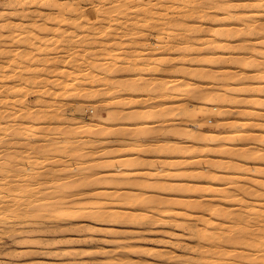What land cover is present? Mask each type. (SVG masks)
<instances>
[{
    "label": "rangeland",
    "instance_id": "374dc122",
    "mask_svg": "<svg viewBox=\"0 0 264 264\" xmlns=\"http://www.w3.org/2000/svg\"><path fill=\"white\" fill-rule=\"evenodd\" d=\"M233 29H235L236 31L248 30L249 33L248 32L245 33L248 34L251 33V35H244L245 34L244 32L243 34L242 32H235L236 34L233 33L231 35L227 33L228 30H233ZM32 40L33 43H31ZM245 46L246 47L248 46L249 49H247ZM255 46L257 50H254ZM246 50H248L250 53L247 52ZM258 52H260L261 54L259 53L260 54L259 55ZM254 53H257V55ZM0 54H1L0 57H2L0 58V60H2L0 62L1 63L0 73L4 70V72L2 73L3 76L0 74V77H3L2 80L0 79V83H1L0 112L3 111V113H0L2 115V117L0 115L1 117L0 142L3 141L0 144V154H2L0 155L2 156L0 157L2 158L0 159L1 162L0 164L3 166V164L5 163L6 165L4 164L5 166H3V169L7 168L6 171L4 169L2 173L5 174V176L8 175L6 176V178L10 182L6 180L7 186H10V184L13 185L16 182L20 183L19 186L16 183L17 189L10 192L16 193L17 190L18 196H21V194L23 193L22 196L19 197V199L21 198L22 202L26 201L24 200L25 196H26L25 199H27V197H29L28 199L30 198L32 199V197L34 198L36 194L35 192H37V194L39 193L38 195H40L42 192V194H44V195L41 194L42 196L41 195L37 196L36 194L35 198L38 199L40 202L36 201L35 203L38 202L39 203L38 206H41L40 204L41 202H43L42 203L43 205L45 202H47L46 200L50 201V199H51L50 202L52 203L51 204L48 201L49 203L47 202V204H44L46 205V207L48 205L47 207L48 209L44 207L46 210H48L46 212L43 211L45 210L43 208H42L43 210H40L41 208L37 207V204H36L37 208L35 207V204H33L34 208L41 211V212L35 211L36 210L35 209L33 210L34 211L33 213L37 212L35 215H31L32 213L29 214L31 216H35L34 218L33 217L32 218L35 219L36 221L29 219V215H27L28 216L27 217L26 215L22 214L23 216L18 215L19 217L16 216L17 218H15V216L12 215V213L4 214V216L0 215L1 216L0 232H2L0 233V264H264V210H263L264 200H260L257 198L254 199L249 194L248 196L246 195L247 197H249L247 198L244 195L245 193H243L244 190L241 191L240 189V187L245 184L247 185H245L244 187L252 189L253 187H255L256 181L260 180V178L261 180H263L260 181L264 182V176L258 175L259 172H261V174L264 173V170H262V168L264 169V165H263L264 160L263 161L261 160V158L264 157L263 154L264 129L262 132H260L261 129L258 126H256L259 123L264 125V122H262L264 121L263 119L264 118V112H263L264 111V85H263L264 75H262L264 74L263 73L264 71V65H263L264 63L263 61L264 60L263 59L264 0H213V1L211 0H0ZM16 54L18 56L20 55V57H18ZM43 54L46 55L44 56ZM47 55L52 57V59ZM247 55L249 56V58H247L248 57ZM35 57L36 58L39 57V58H37L36 60ZM43 57L44 59L45 57H47V59L44 60ZM21 58L23 60H26L27 58V60L22 61ZM53 58L55 59L54 62L56 63V65L55 63H50L53 62ZM240 58L246 59L247 61L250 62L248 63V65L246 64V66L244 67L240 65L238 66L237 62H235L234 59L238 61L237 59ZM42 60H44L45 62ZM21 61L24 63L28 61V63L24 64ZM39 61L42 63H40ZM18 62L20 64H18ZM48 62L50 66L48 65ZM233 62L237 66L234 65ZM44 63L45 65L47 63V65L45 66ZM17 64L20 66H16ZM37 66L40 67V69ZM17 67H20L21 69L23 68L22 71L24 72H22ZM30 68L31 70L34 69L36 71L34 70L31 71ZM41 68L43 70H41ZM49 69H50V73L51 70H54V72L52 71L51 73L53 75L48 73ZM10 70L12 71V73L9 72ZM57 70L62 71L63 72L62 74L65 76L63 75L60 76L61 72L59 73ZM226 70L228 71V73H226ZM113 71L115 73L110 74V72L113 73ZM180 71L182 74L179 73ZM189 71L191 74L186 73ZM238 71H241V74H239L240 72ZM194 72H196L195 75L197 74L196 77H198V79L197 78L194 79L195 75L191 77L194 74ZM205 72H209L208 75H206ZM234 72H236V74ZM243 72L247 73L249 76L247 74L244 75ZM9 73L10 75L12 74L14 76L17 73L18 74L15 77H13L12 75L10 76ZM108 73L110 76L108 75ZM203 73H205V75H203ZM218 73L222 74L223 77ZM200 74L203 79L204 78L206 79L203 80L200 77ZM226 74H228V77ZM42 75L44 77H42ZM261 75L263 76L262 77L263 79H261L260 77ZM17 76L19 77L18 79L16 78ZM21 76L23 79H20ZM36 76L37 77L40 76V77L37 78ZM55 76H57L56 78H59L61 80L57 79V81L53 82L52 81L53 79L56 80V78H54ZM207 76H209V78ZM251 76L254 78H252ZM34 77L37 79H35ZM224 77L227 79L225 80ZM50 78L52 80H49ZM107 78L110 79L108 80ZM210 78L211 79L214 78V80L212 81ZM231 78H232V82H231ZM237 78L238 79L241 78V80H239L240 82L238 83H237L238 80ZM100 80L103 82H101ZM110 81H112V83ZM115 81L116 82L118 81L120 84H117L118 85L117 86ZM135 81H137V83ZM195 81L196 83H194ZM107 82L108 83L110 82L109 85ZM113 82H115V86ZM121 82L123 83L121 84ZM43 83H45V85ZM182 83H183L182 86L183 90L179 91L180 84L182 85ZM2 84L4 85L6 84V86H4L6 88L4 89V91H3L4 87ZM20 84L23 86H21ZM105 84L107 85V87L105 86ZM229 84L232 85L233 87L230 86ZM243 84H245V86H243ZM14 85L20 87V89ZM110 85L114 87H110ZM121 85L123 86V88ZM139 85L140 87L142 86V88L136 90L138 89ZM153 85L154 86L156 85L154 87V89L156 88V91L157 90L160 91L161 89L163 90L161 91L163 93L155 92V90L152 88L156 95L160 94L159 97L153 93L151 89V86L153 87ZM158 85L163 86V88L159 87ZM220 85L224 87H221ZM227 85L229 86L227 87ZM44 86H46V89ZM134 86L136 88H134ZM12 87L15 88L13 89ZM130 87L134 90L132 91ZM225 87H227L228 88L227 90L229 91H227ZM238 87L240 90L238 89ZM49 89L52 93L48 92ZM243 89L246 90L244 91ZM134 91L135 94H133ZM194 91H196L197 95L200 94V92L202 91L201 93L203 94L201 95L203 96L200 97V99H198V96L200 95L196 97ZM243 91L244 93H242ZM225 92L226 93L229 92V94L227 93L228 94L227 95ZM108 93L111 94V96ZM224 93L226 96H228L227 98L230 99L232 97L231 103L236 98L237 100L240 101V103L238 101V103L235 102L234 104L235 106L232 105L233 103L230 105L229 103L230 100L226 99L225 98L226 96L224 97ZM101 95L103 97H101ZM189 95L191 96L190 98ZM233 95L234 97H236L235 99ZM38 96L42 98H39ZM46 96L48 99L46 98ZM17 97L20 98V102ZM43 97L44 99H46V101L43 100ZM241 97L244 100L243 103L241 102L242 100ZM4 98L7 100H4ZM16 98H17V102H16ZM118 99H123V101L121 100L122 102H120V100ZM253 100H256L257 102L255 103V101ZM43 101H45L46 104ZM258 101H262V102L259 103ZM11 104H13V106ZM103 105L107 107L110 113L107 112V109ZM15 106L19 108H16ZM23 107L26 109H24ZM228 107L230 108V110L227 111V109H229ZM248 108L250 110V113L249 115L246 116L244 115L246 113L244 111ZM6 110L8 111L6 112ZM110 110H112L113 112H111ZM19 111H21V113ZM25 111H27L28 115L29 112L31 114L29 116L27 114L25 115ZM43 111H45V114ZM208 111H213V113L215 112L214 115L217 114L216 117L212 115L213 113H208ZM222 111H225L224 112L225 116H223L222 114L218 116L219 113H223ZM18 112H19V116H25V117H18ZM206 112L209 114V116L207 115L208 117L206 116ZM257 112L262 114L261 116H259L260 118H258ZM37 113H40V115L38 116H40L41 119L38 118ZM113 113L114 114L117 113L114 116V118H113L114 115ZM32 114L36 118V121L37 118L38 121L39 119L41 121L35 122V120H33L34 117L32 116ZM43 114L45 116H48V118L47 117L45 118L44 116L45 119H43L42 117ZM54 114L56 116V117L54 116V118H56L58 122L53 117L51 118V116ZM118 114H120L119 116H122L124 114V116L122 117H124L125 119L126 116L125 120L127 122L124 121L123 119L121 120L123 121L122 123L119 120L121 118H119ZM138 114L140 117L136 116ZM57 115L62 117L59 118L64 119V120H60L61 124ZM106 115L110 117L107 116L108 118L106 120L100 121V118ZM221 115L224 118L223 117L221 118L220 117ZM8 116H10V118ZM26 116L29 117L30 120L31 119L32 120L30 121L29 118L28 119L26 118ZM133 116H134L133 119L134 122L131 121ZM135 117L137 119H135ZM226 117L228 118L226 119ZM2 118L3 120L7 118L9 119H7L8 121L7 120L3 121ZM210 118L211 120L209 121L208 119ZM25 119L27 120L25 121ZM113 119L116 120V122H113L114 121ZM244 119L248 121L243 126V129H240L238 127L239 123L242 122ZM20 120L23 122H21ZM50 120L52 121L51 122L52 124L50 123ZM55 120L57 123L54 122ZM214 120H216V122ZM227 120L231 122L230 127L228 126L230 122L227 123L228 122ZM217 121L218 122L220 121L221 123H217ZM4 122L6 123L9 122V123L5 124ZM80 122H82V124ZM88 122H90V125H87L89 124ZM213 122L219 125L220 124L222 125V123L226 124L223 125V128L224 127L225 128L223 129L222 127H216L217 125L214 126L215 124H213ZM24 123L25 124L27 123L26 124L27 127H25ZM255 123L257 124L254 125ZM4 124L6 126L7 125L9 126V127L4 126V129L6 131H4V129L1 127ZM12 124H14L17 127L19 126L18 129ZM21 124H23V126ZM53 124L56 126L54 127L57 133L59 130L58 135L55 133L56 131L55 132L53 131L54 129ZM84 124H85V128L83 127ZM142 124L146 127H144ZM37 125L45 129L42 128L43 129L42 132H38L39 127ZM127 125L128 127H126ZM130 125L132 127H130ZM33 126H36L35 131H33L34 128ZM75 126L78 129V131L80 130L83 131V129H87L83 131L84 134L86 132H88V134L92 132L93 134L91 133L90 135H87L86 133L84 135L83 132L81 133L80 131L79 135L81 134L80 135L81 137L78 135L79 137L77 136L74 138L73 137V135L75 136L74 133L78 132L76 128H74ZM96 126L98 129L96 128ZM161 126L163 127L161 128ZM10 127L11 129L15 127L16 130L15 128L12 130H15L16 133H19V135H22L24 138L22 136L18 137L16 133H15L16 135H13L14 131L10 133L11 131ZM28 127H30V129ZM47 127L52 128L51 130L54 133L52 131L51 133H49ZM71 127L74 128V130L76 131L74 132V130ZM110 127L113 128L116 127L115 131L116 130L120 132L122 131L125 134L127 132L126 130L125 131L122 130L124 128L125 129L128 128L127 130L130 129L131 131L132 129H134L135 131H137L138 129L139 132L142 131L140 129H147V130L145 132L142 131L140 133H138V131L137 132L133 131L134 134L138 133L139 135L138 134L133 135L132 132L129 131L131 134L128 135L127 133V135L130 137L128 139H125L127 138V136L121 137L124 135L123 133H122L123 135L121 136L120 135L118 136L117 134H116L117 136L116 135L112 136V133L109 132H111L113 129L111 130ZM151 127L153 131H151L152 130L150 129ZM171 127H177V128L173 129ZM6 128L8 129V133ZM120 128L121 130H119ZM180 128L183 130V134ZM71 129L73 130L71 132L74 133H70L72 135L69 136L68 134L67 136L66 131ZM88 129L90 132L88 131ZM169 129L171 130L173 129V131L175 130L174 133L181 134L182 137H179L181 135H178V137H176L177 134L172 135L174 134L173 131L172 134L170 135L171 132ZM23 130H27L26 132H28L29 130V132L28 133H25V131L22 132ZM39 130L41 131V128ZM107 130H109V132H107ZM165 130L167 131L169 130L168 132L170 133H168ZM31 131H33L34 133ZM43 131L47 134L43 133ZM96 131H100V133L102 134L99 135V133L98 132L96 133ZM101 131H103L105 134ZM115 131H113L114 132L113 134H115ZM4 132L7 135L4 134ZM62 132L66 134L67 138L66 136L63 137L65 134L61 135ZM94 132L96 134H94ZM120 132L118 133L121 134ZM28 134L31 135L30 139L32 141L26 138L29 137ZM103 134L108 138H106ZM248 134L249 136L250 134L256 136L259 135L257 137L259 138V140L255 139L256 142L254 140H250V142L252 141V143L248 142L247 140ZM11 135L13 136V138ZM196 135L197 136L199 135V138L203 135L204 137H206V140L203 141L202 138L204 137H202L200 139H202L203 142L202 141L199 142L198 140L197 142L195 141L196 139H194L195 137H197ZM245 135L247 136L246 139L243 137ZM16 138L18 139L20 138V139L18 140ZM7 139L10 141V142L8 141L9 144H7L6 142ZM11 139L14 140V142H12ZM68 139L73 140L74 142L73 141L71 142L69 140L70 143H72L70 144L68 142ZM78 139L81 141H79ZM75 140H77L79 143L77 141L75 142ZM19 141L23 142L27 147L26 148L23 147V143L21 144V142ZM59 141L61 143H58ZM121 141H124V144H122L123 142ZM11 142L12 145L13 143L17 145L18 143H20L19 147H17L15 144L14 145L16 147H14V145L12 147ZM62 143L65 144L64 148H63L64 144L62 146H58L61 145ZM67 143H69V145ZM85 143L88 144V147ZM66 144L68 145L67 147ZM75 144H77L78 147H80L82 144L83 145L82 149L81 148L75 149L77 148ZM89 144H92L90 146L94 148H91ZM1 145L3 146L1 147ZM7 145L9 148L5 147ZM125 145L126 146L129 145L130 149L133 147L132 149L134 150V152L132 149L131 152L130 149H128V146L125 147ZM46 146L48 147L50 146V148ZM136 146L139 149L136 148ZM35 147L36 150H38L37 153L33 152ZM59 147L60 149H58ZM178 147H181L179 149L183 151H180ZM199 147L206 148V151L204 150L202 151V153L200 151L196 152V150L197 151L200 149L203 150L202 148ZM47 148L53 151V153L52 151H49L52 153L51 155L47 154L48 151L45 152ZM52 148H55V150H53ZM124 148L128 152L125 153ZM9 149L12 150V152L14 151V153L12 154V152H10ZM122 149L124 151H122ZM244 149L246 150L244 151ZM248 149L250 151L246 152L248 151ZM29 150L31 151L32 154L30 153ZM43 150L45 154H43ZM78 150L80 151L78 152ZM87 150H90L89 152L91 153L90 154L87 153L88 152ZM144 150H147V153ZM241 150L246 152L245 153L246 155ZM17 151L21 153L23 151L24 156L22 155L23 153L22 154L20 153L21 157L17 156V154H19ZM136 151L140 155L136 154L135 153ZM7 152L10 153L11 155H9ZM237 152L239 153V155ZM33 153H35V155ZM85 153L89 154L90 156L91 154L94 156L93 158L92 156L89 158V156L87 155L86 158ZM94 153L96 154V156ZM114 153H120V154H114ZM144 153L146 154L144 155ZM250 153L252 154V156ZM6 154H8L9 156ZM77 154H81V155L78 156ZM107 154L110 156L107 157ZM247 154H249L250 157H248L249 155ZM256 154H259L258 158H257L258 155ZM26 155L28 158L25 157ZM30 155L39 160L36 161L34 158L33 159L35 161L33 159H29ZM69 155L71 156L69 157ZM76 155L80 158L77 159L78 157H76L77 161L74 157ZM98 155L100 157H98ZM134 155L136 158H134ZM80 156L81 157L84 156L85 158L81 159ZM5 157L6 158L8 157L7 161ZM19 157L20 159L23 158L22 160L19 159V161H24L25 159H27V162L26 160L24 162L26 164L22 162L20 163L18 161ZM118 157L119 160L122 158L125 159L127 163H125L123 159L121 161L117 160ZM252 157L255 158L253 159ZM95 158L98 160H96ZM141 158H144L145 160ZM102 159L103 160L105 159L104 162ZM134 159L137 160V163ZM257 159H259V161ZM31 160L32 162L34 161L36 163L34 162L31 163ZM42 160L43 162H46V160L48 162L44 164L42 163ZM91 160L94 161L95 163H93ZM131 160L133 162H131ZM13 161L16 163L19 162L17 163L18 167L17 166H15L16 168L14 167L16 163H14ZM38 161H40V163H37ZM112 161L113 162L115 161L114 162L115 164L112 163ZM122 161H124L125 164H123ZM139 161L140 164L138 165ZM6 162L8 164L10 163L9 167ZM50 162L55 165L48 164ZM91 162L93 164H91ZM100 162L105 163L104 164L105 166H107L108 164L110 166V163H112V165L109 168H107L108 166L104 167L106 168L104 169L103 167L100 166L101 165ZM259 162L260 163L262 162L260 166H259ZM97 163L98 165L99 164L100 165L98 166ZM130 163L131 165L132 164L133 165L131 166ZM20 164H23V166ZM34 164H36V166ZM38 164L40 165L37 168ZM69 164H71V166ZM83 164H85L86 167H84L85 165ZM1 165L0 167H2ZM11 165H13L12 167L13 169L12 168L10 169ZM67 165H69L68 168ZM90 165H92L93 168ZM140 165L145 167L144 168L142 166L140 167ZM19 166L23 168L26 167L27 168L26 170L23 169L25 171H22V168L20 169ZM45 166L46 168L48 167L54 172L53 171L50 172L49 171L50 169H46ZM137 166H139V168ZM99 167H101L102 170ZM17 168L20 169L19 170L20 172L17 171L18 170ZM29 168L30 170L28 173L27 169ZM83 168L84 169L86 168L87 170H84ZM78 169L81 170L80 173ZM46 170L49 172H47ZM141 170L144 172L146 171V173L142 172ZM165 170L167 172H165ZM244 170H245V174H244ZM45 171H46V175L52 181L48 179V177H46ZM122 171H127V172L122 173ZM153 171L155 172V174H153L154 173ZM6 172L9 173L10 175L6 174ZM11 172H13L15 176H11L14 175ZM25 172H27V174H25ZM58 172L59 174H56ZM118 172L120 175L123 176L121 177L117 174L119 176L118 177L116 175V173ZM197 172L200 174L198 175ZM38 173L39 175L43 173L45 177H39L38 180L37 179ZM113 173H115L114 175H116V177L113 175ZM43 174L40 176H43ZM55 174L57 175L56 177ZM89 174L92 177L89 178L88 176L86 180L89 179L90 181V179H93L95 182L91 180L92 183L90 181V183L88 184L87 182L89 181H87L85 183L86 185L82 184L83 182L81 180L84 179V177L81 176L82 175L87 176ZM92 174L95 175L93 176ZM142 174L145 175L143 176ZM218 174L221 175V177H219ZM16 175H18V177H16ZM22 175L23 176L25 175L24 177L25 178L27 177L29 179L26 178L27 179L26 181L25 178L22 177ZM101 175L102 176L105 175V177H107V180L104 176L102 177ZM74 176L76 180L81 177L79 181L82 182L81 184L85 185L86 187L85 186H83L84 188L79 187L76 182L77 186L75 183H72V186L73 184H75L74 188H76L77 190L75 189L73 190V188L72 189L69 188L72 191L71 190L65 191L64 189L67 190L68 188L66 187V184L69 183V185L71 186L69 181L72 182L73 180L72 178H74ZM21 177L24 179L19 180L18 178ZM75 178L73 182L76 181ZM99 179L103 181L101 182L102 184L101 187L98 182ZM116 179L117 180L120 179V181H118L119 184H117L118 182H116L117 181ZM254 179L257 180H255L254 182L253 181ZM33 180L40 182L37 183L34 182ZM108 180L109 181L112 180L114 184L111 182L109 183ZM28 181L29 183H31L29 187L32 188L33 190L28 188ZM53 181H55L56 183ZM114 181L116 182V184ZM104 182L106 184L108 183V185L107 186L104 185ZM43 183L45 185L47 184L48 185L45 186L43 185ZM173 183L177 184L178 186H176ZM21 184L23 185V187L25 186L28 189H30L32 193L28 194V192L25 191L27 188L25 187L23 188ZM120 184L123 187L120 186ZM146 184L147 185L149 184V186H147ZM36 185H40L41 188H38L39 186L36 187ZM110 185L111 187H109ZM157 185L158 186L160 185L159 187L163 186V188L161 189L157 187ZM166 185L167 186L170 185L171 187L168 188ZM55 186L58 187L60 186L59 188L57 187V191H55L56 190ZM88 186H90V188ZM226 186L229 187L230 189H233L232 190L233 193L237 191L236 193L238 194L241 191L239 193L240 195H237V197L234 198L231 197L228 199H223L222 191L224 189H228ZM52 187L55 189H53ZM142 187L144 189H142ZM207 187H209V189H207ZM222 187L224 188L223 190ZM47 188L48 189L51 188L52 191L50 189L49 191L46 190ZM40 189L42 191H40ZM43 190L46 193H44ZM92 190H94L95 192L94 191L92 192ZM179 190H183V191H179ZM208 190H210V192ZM19 191H21L20 194ZM47 191L50 194V196L52 195L51 198L50 196L48 197ZM63 191H65L66 193H64ZM69 191H71V193H74L75 191L76 192L71 195ZM77 191H79V193H77ZM81 191L83 192L86 191V192L83 193ZM103 191L105 195L103 194ZM143 191H145L146 193ZM24 192H26L28 195L26 193L25 195ZM53 192L54 195H56L54 197L52 194ZM99 192H101L100 197H98V195H100ZM113 192L116 193L114 194V196H112ZM139 192L143 194H140ZM201 192L204 193L201 194L202 196L199 194ZM93 193L95 194L98 193V195L94 196ZM110 193L112 195H109ZM33 194L34 196H32ZM81 194L83 197L81 196ZM85 194H88V197L87 196L85 197L84 196ZM92 194L94 197L91 196L92 197L91 198L90 195ZM120 195L124 197L122 198V196ZM108 196L109 197L112 196L111 197L112 199L109 198ZM116 196L118 199L115 198ZM129 196L130 198H128ZM153 196L154 197L157 196V197L153 198ZM203 196H205L206 198H204ZM238 196H240L242 200ZM74 198H76V200ZM89 198L92 200H90ZM142 198H144L145 201ZM157 198L159 199L157 200ZM96 199H98L99 201H95ZM119 199L122 200L121 205H120L121 201ZM152 200L155 202L152 203ZM189 200L192 201L197 200L199 202H205L207 203V206L214 205L215 207L217 206L218 209L220 210L221 213L220 216H222V218H220L219 234L221 239H220L219 247L221 246L222 247L219 248V250L221 251H219L220 260L218 261H213L211 258L204 257L206 253L205 251L207 249L203 245V238H201L203 237L202 236L203 233L201 232L202 228L204 227L203 219H205V217L206 218L210 217L209 214L210 210L206 209L208 210L206 211L205 209L201 210L195 207L191 208L188 204ZM219 200H223V201L219 202ZM83 201L85 203H89L90 201V204L93 202L94 206H90L91 207L90 209L92 210L88 208L87 210L83 209L77 211V208L80 207V205L82 204L81 202ZM101 201L103 202V206H101L102 205ZM237 201H239L238 204ZM97 202L98 204L100 202L101 205L99 204V206H96ZM145 202L147 204L149 203V206L147 204L146 206ZM150 202L152 204H150ZM54 203L55 205L56 204L57 205L54 206ZM166 203H168L169 206H167ZM255 203L256 206L254 205ZM154 204L156 206H154ZM58 205H62L61 207L63 210L62 209L61 210L62 211L65 210L64 212L67 214L66 217L64 212L62 217V214L60 213L62 212L60 210L61 207ZM71 206L76 208L75 214H73L74 212L69 213L70 212L69 208H71ZM50 207H53L54 210L51 211L53 208ZM96 207H98L99 209ZM149 207H151V210H149L150 209ZM188 207H190L191 210ZM100 208L101 209L105 208V209L101 210ZM109 209L110 210L112 209V211L113 210L115 211L117 209L116 212L113 211V216L115 218L111 215L112 212ZM59 210L60 212H58ZM95 211L96 212L99 211V212H97L96 214ZM101 211L105 212L106 214H104ZM201 211H205V213ZM90 212L93 213V215H96L97 217L91 215ZM182 212H183V216H182ZM39 213L40 214L42 213L41 214L42 216L40 215L41 217L39 216ZM187 213H191V215H186ZM192 213H194L195 215ZM131 214L132 216L131 218H129ZM90 215L92 218L90 217ZM102 216L106 217L105 218L106 220ZM146 216L147 217L149 216L148 217L149 219ZM24 217L25 218L27 217L28 219L27 218L25 219ZM4 218H7L6 221ZM146 218L148 220H146ZM198 221L201 223H199ZM197 231L199 232V234ZM201 257H203L204 259Z\"/></svg>",
    "mask_w": 264,
    "mask_h": 264
},
{
    "label": "bare ground",
    "instance_id": "6f19581e",
    "mask_svg": "<svg viewBox=\"0 0 264 264\" xmlns=\"http://www.w3.org/2000/svg\"><path fill=\"white\" fill-rule=\"evenodd\" d=\"M211 1H213V0H211ZM238 2H239V1H238ZM246 6H247V5H246ZM252 31H253V30H252ZM235 32H242V34H243V32H244V33H245V32H248V30L236 31L235 29H233V30H228V31H227V33H229L230 35L233 34V33L236 34ZM248 33H249V32H248ZM248 33H245L244 35H251V33H250V34H248ZM28 36H29V35H28ZM28 36H27V37H28ZM30 36H31V35H30ZM31 37H32V36H31ZM25 39H26V38H25ZM30 39H31V38H30ZM33 40H34V38H33ZM33 40L31 41V43H33ZM27 41H29V40H27ZM29 44H30V42H29ZM242 46H244V45H242ZM245 47H246V46H245ZM246 48L249 49L248 46H247ZM27 49H28V48H27ZM35 49H36V48H35ZM43 49H44V48H43ZM240 49H241V48H240ZM29 50H30V49H29ZM37 50H38V49H37ZM37 50H36V51H37ZM254 50H257L256 46H255ZM26 51H27V50H26ZM33 51H34V49H33ZM246 51L249 52L248 50H246ZM22 52H24V51H22ZM48 52H49V51H48ZM20 53H21V52H20ZM34 53H35V52H34ZM34 53H33V54H34ZM38 53H39V52H38ZM45 53H47V52H45ZM249 53H250V52H249ZM259 53H260V52H258V54H259ZM1 54H2V53H1ZM1 54H0V55H1ZM6 54H7V53H6ZM21 54H22V53H21ZM53 54H54V53H53ZM252 54H253V53H252ZM254 54L257 55V53H254ZM260 54H261V53H260ZM260 54H259V55H260ZM16 55H17V54H16ZM16 55H15V56H16ZM22 55H23V54H22ZM30 55H31V54H30ZM43 55L45 56L46 54H43ZM43 55H42V56H43ZM241 55H242V54H241ZM248 55H249V54H248ZM248 55H247V56H248ZM250 55H251V54H250ZM6 56H7V55H6ZM6 56H5V57H6ZM13 56H14V55H13ZM17 56H18V55H17ZM33 56H34V55H33ZM36 56H39V55H36ZM47 56L50 57L49 55H47ZM58 56H59V55H58ZM253 56H255V55H253ZM3 57H4V54H3ZM18 57H20V55H19ZM24 57H25V56H24ZM40 57H41V54H40ZM238 57H240V56H238ZM241 57H242V56H241ZM0 58H2V57H0ZM7 58H8V57H7ZM22 58H23V57H22ZM22 58H21L22 61H26V60H27V58H26V60H23ZM35 58H36V57H35ZM37 58H39V57H37ZM37 58H36V60H37ZM50 58L52 59V57H50ZM50 58H49V59H50ZM55 58H56V57H55ZM247 58H249V56H248ZM4 59H5V58H4ZM17 59H20V58H17ZM30 59H31V58H30ZM30 59H29V60H30ZM43 59H44V57H43ZM45 59H47V57H45ZM45 59H44V60H45ZM51 59H50V60H51ZM263 59H264V56H263ZM263 59H262V60H263ZM44 60H42V61H44ZM54 60H55V59L53 58V62H50V63H55ZM60 60H61V59H60ZM237 60H238V61H236V59H234V61L237 62L238 66L240 65V66H243V67L246 66V64L248 65V63L250 62V61H247L246 59H241V58H240V59H237ZM1 61H2V60H0V62H1ZM17 61H18V60H17ZM22 61H21V62H22ZM30 61H31V60H30ZM33 61H34V60H33ZM48 61H49V60H48ZM263 61H264V60H263ZM3 62H4V61H3ZM19 62H20V60H19ZM19 62H18V64H20ZM35 62H36V61H35ZM35 62H34V65H35ZM39 62H40V61H39ZM44 62H45V61H44ZM16 63H17V62H16ZM22 63H24V62H22ZM25 63H28V61L25 62ZM25 63H24V64H25ZM37 63H38V62H37ZM40 63H42V62H40ZM233 63H234V62H233ZM0 64H1V63H0ZM2 64H3V63H2ZM18 64H17L16 66H20V65H18ZM32 64H33V63H32ZM22 65H23V64H22ZM37 65H38V64H37ZM40 65H41V64H40ZM44 65H45V63H44ZM46 65H47V63H46ZM46 65H45V66H46ZM48 65H49V62H48ZM52 65H53V64H52ZM55 65H56V63H55ZM234 65H236V64L234 63ZM263 65H264V63H263ZM25 66H28V65H25ZM49 66H50V65H49ZM49 66H48V67H49ZM236 66H237V65H236ZM9 67H10V66H9ZM9 67H8V68H9ZM22 67H23V66H22ZM31 67H32V66H31ZM37 67H38V66H37ZM37 67H36V68H37ZM42 67H44V66H42ZM48 67H46V68H48ZM53 67H54V66H53ZM17 68H19L21 71L23 70V68H22V69H21L20 67H17ZM26 68H28V67H26ZM38 68L40 69V67H38ZM50 68H51V67H50ZM54 68H55V67H54ZM24 69H25V67H24ZM34 69H35V67H34ZM34 69H33V70H34ZM60 69H61V68H60ZM238 69H239V68H238ZM246 69H247V68H246ZM8 70H9V69H8ZM30 70H31V68H30ZM33 70H31V71H33ZM41 70H43V69L41 68ZM41 70H40V72H41ZM44 70H46V69H44ZM55 70H56V69H55ZM71 70H73V69H71ZM74 70H75V69H74ZM236 70H237V69H236ZM239 70H240V69H239ZM242 70H243V69H242ZM5 71H6V70H5ZM28 71H29V69H28ZM31 71H30V72H31ZM34 71H36V70H34ZM52 71L54 72V70H51V73H52ZM57 71H58L59 73L61 72L60 76L63 75V74H62V73H63L62 71H59V70H57ZM109 71H110V70H109ZM109 71H108V72H109ZM244 71H245V70H244ZM3 72H4V70H3L0 74L2 75ZM9 72L12 73L11 70H10ZM22 72H24V71H22ZM58 72H57V73H58ZM69 72H70V71H69ZM72 72H74V71H72ZM111 72H112V71H111ZM111 72H110V74H114V73H115L114 71H113V73H111ZM182 72H183V70H182ZM236 72H237V71H236ZM236 72H234V73L236 74ZM238 72H240L239 74H241V71H238ZM13 73H14V72H13ZM15 73H16V72H15ZM18 73H19V72H18ZM18 73H17V74H18ZM34 73H35V72H34ZM34 73H33V74H34ZM46 73H47V71H46ZM46 73H45V74H46ZM48 73L51 74V73H50V69H49ZM57 73H56V74H57ZM59 73H58V74H59ZM78 73H80V72H78ZM179 73L182 74L181 71H180ZM186 73L191 74L190 71H189V72H186ZM186 73H185V75H186ZM195 73H196V72H194V74H193L191 77H193V76L195 75ZM205 73H206V75H208L209 72H205ZM205 73H203V75H205ZM224 73H225V72H224ZM226 73H228L227 70H226ZM243 73H244V72H243ZM248 73H249V72H248ZM263 73H264V71H263ZM17 74H15V76H16ZM21 74H22V73H21ZM23 74H24V73H23ZM49 74H48V75H49ZM58 74H57V75H58ZM76 74H77V73H76ZM188 74H187V76H188ZM201 74H202V73H201ZM201 74H200V77H201ZM215 74H216V73H215ZM218 74L222 76V74H220V73H218ZM231 74H232V73H231ZM245 74H247V73H244V75H245ZM249 74H250V73H249ZM259 74H260V73H259ZM4 75H5V74H4ZM9 75H10V73H9ZM9 75H8V76H9ZM11 75H12V74H11ZM11 75H10V76H11ZM36 75H37V73H36ZM51 75H53V74H51ZM77 75H78V74H77ZM106 75H107V74H106ZM106 75H104V76H106ZM108 75H109V73H108ZM203 75H202V76H203ZM210 75H211V74H210ZM226 75H227V77H228V74H226ZM226 75H225V76H226ZM247 75H248V74H247ZM257 75H258V74H257ZM262 75H264V74H262ZM262 75L260 76L261 79H263V78H262V77H263ZM2 76H3V75H2ZM8 76H6V77H8ZM10 76H9V77H10ZM12 76L15 77L14 75H12ZM24 76H26V75H24ZM34 76H35V75H34ZM63 76H65V75H63ZM75 76H76V75H75ZM75 76H74V77H75ZM81 76H82V75H81ZM104 76H103V78H104ZM109 76H110V75H109ZM196 76H197V74L195 75L194 79H195V78L198 79V77H196ZM216 76H217V75H216ZM231 76H232V75H231ZM248 76H249V75H248ZM252 76H253V75H252ZM252 76H251V77H252ZM31 77H32V76H31ZM36 77H37V76H36ZM39 77H40V76H39ZM39 77H37V78H39ZM42 77H44V76L42 75ZM47 77H48V76H47ZM56 77H57V76H55L54 78H56ZM78 77H79V76H78ZM107 77H108V76H107ZM111 77H112V76H111ZM200 77H199V80H200ZM207 77L209 78V76H207ZM210 77H211V76H210ZM213 77H214V76H213ZM218 77H220V76H218ZM222 77H223V76H222ZM222 77H221V78H222ZM236 77H237V76H236ZM258 77H259V76H258ZM258 77H257V78H258ZM2 78H3V77H0L1 80H2ZM16 78L18 79L19 77L17 76ZM29 78H30V77H29ZM34 78H35V77H34ZM37 78H35V79H37ZM51 78H52V77H51ZM51 78H50L49 80H52V79H53V78H52V79H51ZM60 78H61V77H60ZM113 78H114V77H113ZM183 78H184V77H183ZM183 78H182V79H183ZM189 78H190V76H189ZM189 78H188V79H189ZM201 78H202V77H201ZM248 78H250V77H248ZM252 78H254V77H252ZM13 79H15V78H13ZM17 79H16V80H17ZM20 79H23L22 76H21ZM24 79H25V78H24ZM57 79H58V80H61V79H59V78H56V80L53 79L52 81H53V82H54V81H57ZM79 79H80V78H79ZM107 79H108V78H107ZM109 79H110V78H109ZM109 79H108V80H109ZM114 79H115V78H114ZM188 79H187V80H188ZM192 79H193V78H192ZM197 79H196V80H197ZM202 79H203V78H202ZM202 79H201V80H202ZM204 79H206V78H204ZM204 79H203V80H204ZM210 79H211V78H210ZM219 79H220V78H219ZM219 79H218V80H219ZM224 79L226 80L227 78L224 77ZM229 79H230V78H229ZM229 79H228V81H229ZM233 79H235V78H233ZM237 79H238V78H237ZM261 79H260V81H261ZM7 80H8V79H7ZM9 80H10V78H9ZM11 80H12V79H11ZM16 80H15V81H16ZM29 80H30V79H29ZM42 80H43V79H42ZM67 80H68V79H67ZM75 80H77V79H75ZM80 80H81V79H80ZM90 80H91V79H90ZM184 80H186V79H184ZM190 80H191V79H190ZM211 80L213 81L214 78L211 79ZM216 80H217V79H216ZM221 80H223V79H221ZM239 80H241V78L237 80V83L240 82ZM4 81H5V80H4ZM27 81H28V80H27ZM31 81H32V80H31ZM39 81H40V79H39ZM73 81H74V80H73ZM78 81H79V80H78ZM88 81H89V80H88ZM100 81H101V80H100ZM105 81H106V80H105ZM242 81H243V79H242ZM252 81H254V80H252ZM7 82H8V81H7ZM21 82H22V81H21ZM68 82H69V81H68ZM101 82H103V81H101ZM110 82L112 83V81H110ZM110 82H109V83H110ZM115 82H116V81H115ZM115 82H113V83H114V86H115ZM135 82L137 83V81H135ZM184 82H187V81H184ZM189 82H191V81H189ZM231 82H232V78H231ZM233 82H234V81H233ZM263 82H264V81H263ZM3 83H4V82H3ZM5 83H6V82H5ZM9 83H10V82H9ZM14 83H15V82H14ZM14 83H12V84H14ZM17 83H20V82H17ZM41 83H42V82H41ZM49 83H50V82H49ZM56 83H57V82H56ZM56 83H55V84H56ZM59 83H60V82H59ZM73 83H74V82H73ZM104 83H106V82H104ZM107 83H108V82H107ZM109 83H108V85H109ZM122 83H123V82H121V84H122ZM167 83H168V82H167ZM167 83H166V84H167ZM192 83H193V82H192ZM194 83H196V81H195ZM221 83H222V81H221ZM223 83H224V82H223ZM243 83H244V82H243ZM248 83H249V82H248ZM0 84H1V83H0ZM30 84H31V83H30ZM38 84H39V83H38ZM43 84L45 85V83H43ZM47 84H48V83H47ZM66 84H69V83H66ZM66 84H65V85H66ZM71 84H72V83H71ZM74 84H75V83H74ZM98 84H100V83H98ZM117 84H120V83L117 81V82H116V85H117ZM131 84H132V83H131ZM168 84H169V83H168ZM186 84H187V83H186ZM186 84H185V85H186ZM216 84H217V83H216ZM226 84H227V82H226ZM232 84H233V83H232ZM2 85H3V87L6 86V84H5V85L2 84ZM17 85H18V84H17ZM20 85H21V84H20ZM28 85H29V83H28ZM39 85H40V84H39ZM51 85H52V83H51ZM56 85H57V84H56ZM56 85H55V86H56ZM112 85H113V84H112ZM112 85H110V87H114V86H112ZM140 85H141V84H140ZM140 85L138 86V89H136V90H139V88H142V86L140 87ZM189 85H190V84H189ZM217 85H218V84H217ZM229 85H230V84H229ZM229 85H227V87H228ZM233 85H234V84H233ZM247 85H248V84H247ZM263 85H264V84H263ZM12 86H13V85H12ZM14 86H16V85H14ZM21 86H23V85H21ZM24 86H25V85H24ZM30 86H31V85H30ZM30 86H28V87H30ZM36 86H37V85H36ZM105 86L107 87L106 84H105ZM117 86H118V85H117ZM119 86H120V85H119ZM121 86H122V85H121ZM155 86H156V85H155ZM155 86H154V85H153V87L151 86V89H152V88L154 89ZM158 86H159V85H158ZM182 86H183V83H182V85L180 84V89H179V91H182V90H183V87H182ZM187 86H188V85H187ZM191 86H192V85H191ZM220 86H221V87H224V86H222V85H220ZM225 86H226V85H225ZM230 86H232V85H230ZM237 86H238V85H237ZM243 86H245V84H243ZM243 86H242V87H243ZM249 86H250V85H249ZM253 86H254V85H253ZM16 87H18V86H16ZM34 87H35V86H34ZM44 87H45V89H46V86H44ZM65 87H66V86H65ZM110 87H109V88H110ZM159 87H162V88H163V86H159ZM159 87H157V88H159ZM184 87H185V86H184ZM227 87H225L226 90L228 89ZM232 87H233V86H232ZM12 88L14 89L15 87H12ZM18 88L20 89V87H18ZM23 88H24V87H23ZM23 88H22V89H23ZM38 88H39V87H38ZM47 88H48V87H47ZM115 88H116V87H115ZM115 88H114V89H115ZM122 88H123V86H122ZM130 88H131V87H130ZM134 88H136V87L134 86ZM230 88H231V87H230ZM236 88H237V87H236ZM4 89H6V88L4 87V88H3V91H4ZM13 89H12V91H13ZM36 89H37V88H36ZM40 89H41V88H40ZM52 89H53V88H52ZM54 89H55V88H54ZM67 89H68V88H67ZM110 89H111V88H110ZM114 89H113V91H114ZM119 89H120V88H119ZM151 89H150V90H151ZM153 89H152L153 93H154V90H155V92H161V91H163L162 89H161L160 91H159V90L156 91V88H155L154 90H153ZM231 89H232V88H231ZM238 89H239V87H238ZM249 89H250V87H249ZM249 89H248V90H249ZM24 90H25V89H24ZM31 90H32V88H31ZM31 90H30V91H31ZM37 90H38V89H37ZM42 90H43V89H42ZM121 90H122V89H121ZM131 90L133 91L134 89L131 88ZM136 90H135V91H136ZM166 90H167V89H166ZM232 90H233V89H232ZM239 90H240V89H239ZM239 90H238V91H239ZM243 90L245 91L246 89H243ZM40 91H41V90H40ZM104 91H105V90H104ZM110 91H111V90H110ZM116 91H118V90H116ZM132 91H131V92H132ZM135 91L133 92V94H135ZM227 91H229V90H227ZM244 91H243L242 93H244ZM19 92H20V90H19ZM19 92H18V93H19ZM23 92H24V91H23ZM23 92H22V93H23ZM32 92H35V91H32ZM37 92H38V91H37ZM48 92H51L50 89H49ZM55 92H56V91H55ZM96 92H97V91H96ZM96 92H95V93H96ZM111 92H112V91H111ZM194 92H195V96H196V97H197L198 95H200V96H198V99H200V97L203 96V95H201V94H203V93H201L202 91H201L200 94H198V95L196 94V91H194ZM25 93H26V91H25ZM25 93H24V94H25ZM39 93H40V92H39ZM43 93H44V92H43ZM51 93H52V92H51ZM51 93H50V94H51ZM136 93H137V92H136ZM161 93H163V92H161ZM225 93H226V92H225ZM225 93H224V97L226 96ZM227 93L229 94V92H227ZM227 93H226V94H227ZM234 93H235V92H234ZM238 93H239V92H238ZM254 93H255V92H254ZM9 94H10V92H9ZM13 94H14V92H13ZM40 94H41V93H40ZM92 94H93V93H92ZM108 94H109V93H108ZM112 94H113V93H112ZM154 94H155V93H154ZM189 94H191V93H189ZM228 94H227V95H228ZM240 94H241V93H240ZM0 95H1V94H0ZM6 95H7V94H6ZM25 95H26V94H25ZM46 95H47V94H46ZM90 95H91V94H90ZM93 95H94V94H93ZM109 95L111 96V94H109ZM150 95H151V93H150ZM155 95H156V94H155ZM155 95H154V96H155ZM159 95H160V94H158V95H156V96L159 97ZM192 95H193V92H192ZM91 96H92V95H91ZM97 96H98V95H97ZM110 96H109V97H110ZM119 96H120V95H119ZM119 96H118V97H119ZM121 96H122V95H121ZM230 96H232V95H230ZM19 97H20V95H19ZM21 97H22V96H21ZM24 97H25V96H24ZM38 97H39V96H38ZM95 97H96V96H95ZM99 97H100V96H99ZM101 97H103V96L101 95ZM137 97H138V96H137ZM190 97H191V96L189 95V98H190ZM196 97H195V98H196ZM227 97H228V96H226L225 98H226V99H229V98H227ZM233 97H234V95H233ZM17 98H18V97H17ZM17 98H16V102H17ZM22 98H23V97H22ZM39 98H42V97H39ZM46 98H47V96H46ZM96 98H97V97H96ZM153 98H155V97H153ZM156 98H157V97H156ZM192 98H193V97H192ZM231 98H232V97H231ZM231 98L229 99V100H230V101H229L230 105H231L232 103H233L232 105H234L235 102L238 103L239 100H237L236 97H234V99H235V98H236V99H235L234 101H232V103H231V100H232ZM241 98H242V97H241ZM1 99H2V98H1ZM7 99H8V97H7ZM7 99L4 98V100H7ZM23 99H24V98H23ZM47 99H48V98H47ZM55 99H56V97H55ZM99 99H101V98H99ZM134 99H135V98H134ZM244 99H246V98H244ZM11 100H12V99H11ZM18 100H19V102H20V98H18ZM43 100L46 101V99H44V97H43ZM102 100H103V99H102ZM112 100H113V99H112ZM112 100H111V101H112ZM118 100H120V102L123 101V99H118ZM121 100H122V101H121ZM8 101H9V100H8ZM39 101H40V100H39ZM41 101H42V100H41ZM45 101H43V102H45ZM111 101H110V103H111ZM243 101H244V100H243V98H242L241 102L243 103ZM247 101H248V100H247ZM253 101H255V103L257 102L256 100H253ZM25 102H26V101H25ZM97 102H98V101H97ZM99 102H100V101H99ZM101 102H102V101H101ZM258 102L260 103V102H262V101H258ZM9 103H10V102H9ZM12 103H13V102H12ZM95 103H96V102H95ZM105 103H106V102H105ZM237 103H236V104H237ZM239 103H240V101H239ZM13 104H14V103H13ZM13 104H11V105L13 106ZM21 104H22V103H21ZM21 104H20V105H21ZM24 104H25V103H24ZM24 104H23V105H24ZM43 104H44V103H43ZM43 104H42V105H43ZM45 104H46V102H45ZM97 104H98V103H97ZM118 104H119V102H118ZM244 104H245V103H244ZM248 104H249V103H248ZM6 105H7V104H6ZM6 105H5V106H6ZM106 105H107V104H106ZM121 105H122V104H121ZM228 105H229V104H228ZM230 105H229V106H230ZM103 106H104V105H103ZM108 106H109V105H108ZM234 106H235V105H234ZM234 106H233V107H234ZM247 106H248V105H247ZM10 107H11V106H10ZM15 107H16V108H19V107H17V106H15ZM104 107L107 109L106 106H104ZM121 107H122V106H121ZM2 108H3V107H2ZM4 108H5V107H4ZM13 108H14V107H13ZM20 108H21V107H20ZM23 108H24V107H23ZM27 108H28V107H27ZM105 108H104V109H105ZM228 108H229V107H228ZM5 109H6V108H5ZM24 109H26V108H24ZM29 109H30V108H29ZM104 109H103V110H104ZM113 109H114V108H113ZM113 109H112V110H113ZM99 110H100V109H99ZM112 110H110V111L113 112ZM223 110H224V109H223ZM228 110H230V108L227 109V111H228ZM7 111H8V110H6V112H7ZM13 111H14V110H13ZM15 111H16V110H15ZM23 111H24V110H23ZM27 111H30V110H27ZM27 111H25V115L27 114ZM105 111H106V110H105ZM117 111H118V109H117ZM119 111H120V110H119ZM227 111H226V112H227ZM11 112H12V111H11ZM16 112H17V111H16ZM19 112L21 113V111H19ZM19 112H18V117H25V116H19ZM43 112H44V114H45V111H43ZM107 112L110 113V112L108 111V109H107ZM120 112H121V111H120ZM186 112H187V111H186ZM220 112H221V111H220ZM222 112H223V113H219L218 116H219L220 114H222L223 116H225V115H224V112H225V111H222ZM244 112H246L244 115H246V116L249 115V113H250L249 108L246 109ZM259 112H260V111H259ZM259 112H257V113H258V118H260L259 116L262 115V114H260ZM263 112H264V111H263ZM263 112H262V113H263ZM0 113H3V111L0 112ZM47 113H48V112H47ZM114 113H115V112H114ZM114 113H113V114H114ZM118 113H119V112H118ZM208 113H213V111H208ZM208 113L206 112V116H207V115L209 116ZM214 113H215V112H214ZM214 113H213L212 115L216 117L217 114L214 115ZM5 114H6V113H5ZM9 114H10V113H9ZM9 114H8V115H9ZM11 114H12V113H11ZM16 114H17V113H16ZM23 114H24V113H23ZM30 114H31V113L29 112V115H30ZM44 114L42 115L43 119H45L46 117L48 118V116H45ZM116 114H117V113H116ZM116 114L113 115V118H114V116H115ZM0 115H1V114H0ZM6 115H7V114H6ZM6 115H5V116H6ZM13 115H14V114H13ZM13 115H11V116H13ZM20 115H21V114H20ZM27 115H28V114H27ZM29 115H28V116H29ZM34 115H35V114H34ZM38 115H40V113H37V116H38ZM49 115H50V114H49ZM92 115H93V112H92ZM108 115H109V114H108ZM108 115H106V116H102V117L100 118V121H104V120H106L108 117H110V116H108ZM119 115H120V114H118V116H119ZM121 115H122V114H121ZM222 115L220 116L221 118L223 117ZM244 115H243V116H244ZM32 116H33V114H32ZM37 116H36V117H37ZM44 116H45V118H44ZM54 116H55V114L52 115L51 118H52V117L54 118ZM57 116H58V115H57ZM107 116H108V117H107ZM122 116H124V114H123ZM122 116H119V118H121V119H119L120 121L124 119V117H122ZM134 116H135V115H134ZM134 116H133V118L131 119V121H133ZM136 116H139V114L136 115ZM208 116H207V117H208ZM213 116H212V117H213ZM1 117H2V115H1ZM1 117H0V119H1ZM3 117H4V115H3ZM8 117L10 118V116H8ZM14 117H15V116H14ZM33 117H34V116H33ZM55 117H56V116H55ZM59 117H61V116H58L59 121H60V120H64V119H61L62 117H61V118H59ZM87 117H88V116H87ZM92 117H93V116H92ZM139 117H140V116H139ZM237 117H238V116H237ZM248 117H249V116H248ZM256 117H257V115H256ZM256 117H255V118H256ZM9 118H7V119H9ZM26 118L28 119L29 117L26 116ZM38 118H40V116H38ZM38 118H37V121H38ZM223 118H224V117H223ZM227 118H228V117H226V119H227ZM7 119H5V120H7ZM13 119H14V118H13ZM20 119H22V118H20ZM27 119H25V121H26ZM40 119H41V118H40ZM40 119H39L38 122L41 121ZM54 119H56V118H54ZM84 119H85V118H84ZM117 119H118V118H117ZM125 119H126V116H125ZM125 119H124V121H126ZM135 119H137V118L135 117ZM138 119H139V118H138ZM205 119H207V118H205ZM212 119H213V118H212ZM245 119H246V118H245ZM245 119H244L242 122L239 123V126H238V127H239L240 129H243V126L247 123L248 120H245ZM249 119H250V118H249ZM263 119H264V118H263ZM2 120H3V118H2ZM2 120H1V121H2ZM5 120H3V121H5ZM16 120H17V119H16ZM16 120H15V121H16ZM29 120H30V118H29ZM31 120H32V119H31ZM31 120H30V121H31ZM33 120H35V122H37L35 117L33 118ZM51 120H52V119H51ZM51 120H50V123L53 121V120H52V121H51ZM56 120H57V119H56ZM56 120H55L54 122H56ZM88 120H89V119H88ZM90 120H91V119H90ZM108 120H109V119H108ZM113 120H114V119H113ZM208 120L210 121L211 118L208 119ZM217 120H218V119H217ZM228 120H229V119H228ZM228 120H227V121H228ZM7 121H8V120H7ZM9 121H10V120H9ZM15 121H14V123H15ZM20 121H21V120H20ZM25 121H24V122H25ZM43 121H44V120H43ZM43 121H42V122H43ZM117 121H118V120H117ZM214 121L216 122V120H214ZM220 121H221V120H220ZM220 121H219V122L217 121V123H221ZM252 121H253V120H252ZM12 122H13V121H12ZM21 122H23V121H21ZM45 122H46V121H45ZM47 122H48V121H47ZM54 122H53V123H54ZM57 122H58V120H57ZM57 122H56V123H57ZM91 122H92V121H91ZM110 122H111V121H110ZM110 122H109V123H110ZM113 122H116V120H114ZM121 122L123 123V121H121ZM126 122H127V121H126ZM133 122H134V121H133ZM138 122H139V121H138ZM215 122H213V124H215L214 126L217 125L216 127H222V128H223V125H226V124H223V123H222V125L220 124V125H221V126H220L219 124H217V123H215ZM229 122H230V121H228L227 123H229ZM254 122H256V121H254ZM260 122H261V121H260ZM262 122H264V121H262ZM1 123H2V122H1ZM4 123H5V124H8L9 122H8V123L4 122ZM62 123H63V122H62ZM80 123L82 124V122H80ZM83 123H84V122H83ZM88 123H89V124H87V125H90V122H88ZM131 123H132V122H131ZM257 123H258V122H257ZM257 123H255L254 125H256ZM2 124H3V123H2ZM5 124H4L3 126H1L3 129H4V126H6ZM26 124H27V123H26ZM26 124L24 123L25 127H27ZM42 124H44V123H42ZM46 124H47V123H46ZM51 124H52V123H51ZM60 124H61V121H60ZM93 124H94V123H93ZM116 124H117V123H116ZM144 124H145V123H144ZM230 124H231V122L228 124L229 127H230ZM0 125H1V124H0ZM12 125L15 126L14 124H12ZM16 125H19V124H16ZM21 125L23 126V124H21ZM21 125H20V126H21ZM32 125H34V124H32ZM39 125H40V124H39ZM48 125H49V124H48ZM58 125H59V124H58ZM87 125H86V126H87ZM113 125H115V124H113ZM122 125H123V124H122ZM125 125H126V124H125ZM136 125H137V124H136ZM142 125H143V124H142ZM142 125H140V126H142ZM165 125H166V124H165ZM168 125H169V124H168ZM168 125H167V126H168ZM232 125H233V124H232ZM232 125H231V126H232ZM254 125H253V126H254ZM7 126H8V125H7ZM7 126H6V127H7ZM13 126H12V127H13ZM29 126H30V125H29ZM37 126H38V125H37ZM45 126H46V125H45ZM50 126H51V125H50ZM54 126H55V125L53 124V127H54ZM94 126H95V125H94ZM116 126H117V125H116ZM143 126H144V125H143ZM256 126H258V127L261 129L260 132L263 131V129H264V125H263V124L259 123V124H257ZM8 127H9V126H8ZM15 127H17V126H15ZM15 127H14V128H15ZM18 127H19V126H18ZM18 127H17V129H18ZM30 127H31V126H30ZM30 127H28V128L30 129ZM33 127L35 128V129L33 128V131H35V130H36V126H33ZM38 127H39V128H38ZM38 127H37V128H38V132H42V130L45 129V128L41 127V126H38ZM55 127H56V126H55ZM55 127H54V129H55ZM77 127H78V126H77ZM83 127L85 128V124H84ZM88 127H90V126H88ZM91 127H92V126H91ZM106 127H108V126H106ZM119 127H120V126H119ZM124 127H125V126H124ZM126 127H128V125H127ZM130 127H132V126L130 125ZM138 127H139V126H138ZM144 127H146V126H144ZM144 127H143V128H144ZM162 127H163V126H161V128H162ZM14 128H12V129H14ZM40 128H41V131L39 130ZM42 128H43V129H42ZM47 128H48V127H47ZM49 128H50V127H49ZM49 128H48V131H49V133H51V131H52L51 129H52V128H50V130H49ZM57 128H58V127H57ZM71 128H72V127H71ZM74 128H76V126H75ZM74 128H72V129L74 130ZM86 128H87V127H86ZM96 128H97V126H96ZM96 128H94V129H96ZM99 128H100V127H99ZM110 128H111V130H112V129H113V130H112L111 132H109V130H110V129H109V130H107V132L112 133V136H113V135H116V134H117L118 136H119V135L121 136V135L124 134V135L121 136V137H125V136H127V138H125V139H128V138L130 137V136H128V135L131 134V133L129 132V131H131V130H130V129L127 130L128 128H127V129H125V128L122 129V130H124V131L126 130V132L128 133V135H127V133L125 134V133L122 132V131L120 132V131L116 130V131H117V132H116V131H115V128H116V127H115V128L110 127ZM117 128H118V127H117ZM136 128H137V127H136ZM171 128L174 129V128H177V127H171ZM224 128H225V127H224ZM224 128H223V129H224ZM259 128H258V129H259ZM6 129H7V128H6ZM10 129H11V127H10ZM12 129H11V131L9 130L10 133L14 131V134H13V135H16V134H17L18 137L22 136V135H19V133H16V131H15L16 128H15V130H12ZM19 129H20V128H19ZM25 129H26V128H25ZM54 129H53V131L55 132L56 129H55V130H54ZM67 129H68V128H67ZM72 129L66 131L67 136H68V134H69V136L72 135V134H70V133H74L76 130L78 131V129L76 128V130H74V132H71V131H73ZM90 129H91V128H90ZM97 129H98V128H97ZM104 129H107V128H104ZM150 129H152V127H151ZM173 129H172V130L169 129L171 133L168 132L169 130H168V131L165 130V131H167V132L170 133V135H171ZM180 129H181V128H180ZM180 129H179V131H180ZM240 129H239V130H240ZM57 130H58V129H57ZM65 130H66V129H65ZM85 130H87V129H83V131H85ZM91 130H92V129H91ZM99 130H100V129H99ZM119 130H121V128H120ZM140 130H142V131L145 132L147 129H140ZM148 130H149V128H148ZM181 130H182V129H181ZM0 131H1V130H0ZM4 131H6V130L4 129ZM24 131H25V133H28V132H29V130H28V132H26L27 130H23L22 132H24ZM33 131H31V132H33ZM45 131H46V130H45ZM53 131H52V132H53ZM69 131H70V132H69ZM80 131H81V133L83 132L82 130H80ZM80 131L75 132V133H74L75 136L73 135V137H74V138L77 137V136L79 135V132H80ZM88 131H89V129H88ZM92 131H93V130H92ZM94 131H95V130H94ZM103 131H104V130H103ZM103 131H101V132H103ZM113 131H115V134H113V133H114ZM133 131H135V130L132 129V131H131L132 134L135 135L136 133L134 134ZM137 131H138V129H137ZM137 131H135V132H137ZM142 131H140V132H142ZM151 131H153V129H152ZM151 131H150V132H151ZM174 131H175V130H174ZM174 131H173V133H174ZM2 132H3V131H2ZM17 132H18V130H17ZM19 132H20V131H19ZM46 132H47V131H46ZM54 132H53V133H54ZM64 132H65V131H64ZM67 132H69V133H67ZM89 132H90V131H89ZM97 132L99 133V135L102 134V133H100V131H96V133H97ZM118 132H120L121 134H119ZM140 132L138 131V133H140ZM144 132H143V133H144ZM147 132H148V131H147ZM7 133H8V129H7ZM10 133H9V134H10ZM15 133H16V134H15ZM33 133H34V132H33ZM43 133H45V132L43 131ZM47 133H48V132H47ZM47 133H45V134H47ZM49 133H48V134H49ZM55 133L58 135L59 130H58V133H57V131H56ZM86 133H87V135H90L92 132L89 133V134H88V132H86ZM86 133H85V134H86ZM96 133L94 132V134H96ZM103 133H104V132H103ZM122 133H123V134H122ZM138 133H137V134H138ZM151 133H152V132H151ZM179 133H181V132H179ZM263 133H264V132H263ZM4 134H6V133L4 132ZM20 134H21V133H20ZM63 134H65V133L62 132L61 135H63ZM66 134H65L63 137H65ZM83 134H84V132H83ZM85 134H84V135H85ZM92 134H93V133H92ZM104 134H105V133H104ZM104 134H103V135H104ZM137 134H136V135H137ZM141 134H142V133H141ZM176 134H177V133H176ZM176 134L174 133V134H172V135H176ZM182 134H183V130H182ZM6 135H7V134H6ZM25 135H26V134H25ZM51 135H52V134H51ZM54 135H55V134H54ZM80 135H81V134H80ZM80 135H79V136H80ZM107 135H109V134H107ZM117 135H116V136H117ZM138 135H139V134H138ZM178 135H181V134H177L176 137H178ZM199 135H200V134H199ZM199 135H198V136L196 135V136L198 137V139H197V137H195V138H194V139H196L195 141L198 140V141L200 142V141H202V139H203V141L206 140V137H204L203 135H202L200 138H202V137H204V138L200 139V138H199ZM229 135H231V134H229ZM229 135H228V136H229ZM1 136H2V135H1ZM11 136H12V135H11ZM28 136H29V137H26V136H25V137L28 138V139H30L31 135L28 134ZM52 136H53V135H52ZM59 136H60V135H59ZM67 136H66V138H67ZM79 136H78V137H79ZM104 136H105V135H104ZM131 136H132V135H131ZM228 136H227V137H228ZM258 136H259V135H258ZM258 136L253 135V134H252V135L250 134V136H249V134H248V137H247L246 135L243 136V137H244L245 139H246V137H247L248 142H250V140H254V141H255V139L259 140V138H257ZM2 137H3V136H2ZM5 137H7V136H5ZM22 137H23V136H22ZM22 137H21V138H22ZM53 137H54V136H53ZM80 137H81V136H80ZM83 137H84V136H83ZM86 137H87V136H86ZM105 137L108 138L107 136H105ZM171 137H172V136H171ZM179 137H182V135L179 136ZM229 137H230V136H229ZM10 138H11V137H10ZM10 138H8V139H10ZM12 138H13V136H12ZM23 138H24V137H23ZM69 138H70V137H69ZM172 138H173V137H172ZM0 139H1V138H0ZM8 139H7V141H6L7 144H9V143H8V141H9ZM16 139H18V138H16ZM19 139H20V138H19ZM19 139H18V140H19ZM63 139H65V138H63ZM123 139H124V138H123ZM123 139H122V140H123ZM199 139H200V140H199ZM11 140H12V139H11ZM18 140H17V141H18ZM24 140H25V139H24ZM30 140H31V139H30ZM69 140H70V139H68V142H69V143H70V141H71V142L73 141V140H70V141H69ZM78 140H79V139H78ZM83 140H84V139H83ZM86 140H87V139H86ZM105 140H106V139H105ZM108 140H109V139H108ZM247 140H245V141H247ZM4 141H5V140H4ZM31 141H32V140H31ZM60 141H61V140H60ZM60 141H59L58 143H61ZM65 141H66V140H65ZM65 141H64V143H65ZM76 141H77V140H75V142H76ZM79 141H81V140H79ZM124 141H125V140H124ZM124 141H121V142H123L122 144H124ZM126 141H127V140H126ZM130 141H131V140H130ZM130 141H129V142H130ZM195 141H194V142H195ZM198 141H197V142H198ZM203 141H202V142H203ZM2 142H3V141H2ZM2 142H0V144H1ZM9 142H10V141H9ZM12 142H14V140H12ZM12 142H11V145H12ZM19 142H21V141H19ZM62 142H63V141H62ZM66 142H67V141H66ZM73 142H74V141H73ZM77 142H78V141H77ZM127 142H128V141H127ZM131 142H132V141H131ZM133 142H134V141H133ZM255 142H256V141H255ZM15 143H16V140H15ZM15 143H13V145H14ZM22 143H23V142H21V144H22ZM29 143H30V142H29ZM64 143H62L61 145H58V144H56V145H58V146H62ZM69 143H67V144L69 145ZM78 143H79V142H78ZM87 143H88V142H87ZM134 143H135V142H134ZM134 143H133V144H134ZM190 143H191V142H190ZM250 143H252V141H251ZM4 144H5V142H4ZM19 144H20V143H18V145H17V144H15V145H16L17 147H19ZM67 144H66V147L68 146ZM70 144H72V143H70ZM83 144H84V143H83ZM85 144H86V143H85ZM135 144H136V143H135ZM135 144H134V145H135ZM199 144H200V143H199ZM13 145H12V147H13ZM15 145H14V147H16ZM24 145H25V144L23 143V147L26 148L27 146H26V145L24 146ZM29 145H30V144H29ZM32 145H34V144H32ZM42 145H43V144H42ZM56 145H55V146H56ZM75 145H76V147H77V148H75V146H74L75 149H78V148H81V149H82V146H83L82 144H81L80 147H78L77 144H75ZM79 145H80V144H79ZM86 145H87V147H88V144H86ZM86 145H85V146H86ZM90 145H92V144H89V146H90ZM190 145H191V144H190ZM2 146H3V145H1V147H2ZM35 146H37V145H35ZM39 146H40V144H39ZM58 146H57V147H58ZM85 146H84V147H85ZM127 146H128V149H130V148H129V145H127ZM127 146L125 145V147H127ZM131 146H132V144H131ZM131 146H130V147H131ZM162 146H163V145H162ZM164 146H165V145H164ZM170 146H171V145H170ZM172 146H173V145H172ZM199 146H201V145H199ZM5 147H8V145L5 146ZM10 147H11V146H10ZM21 147H22V145H21ZM32 147H33V146H32ZM41 147H42V146H41ZM46 147H48V146H46ZM51 147H52V146H51ZM53 147H54V145H53ZM64 147H65V144L63 145V148H64ZM90 147H91V146H90ZM147 147H148V146H147ZM203 147H204V146H203ZM203 147H199V148H202L203 150H201V149L198 150V151L196 150V152H199V151H200V152L202 153V151H204V150L206 151V148H203ZM8 148H9V147H8ZM48 148H50V146H49ZM48 148H47V149H48ZM55 148H56V147H55ZM55 148H52V149L55 150ZM61 148H62V147H61ZM69 148H70V147H69ZM71 148H72V147H71ZM85 148H86V147H85ZM91 148H94V147H91ZM132 148H133V147H132ZM132 148H131V149H132ZM136 148H138V147L136 146ZM136 148H135V149H136ZM172 148H174V147H172ZM179 148H181V147H178V149H179ZM4 149H6V148H4ZM20 149H22V148H20ZM39 149H40V148H39ZM47 149L45 150V152H46V151H48V152H49V151H52L51 149H50V150H49V149L47 150ZM58 149H60V147H59ZM75 149H74V150H75ZM81 149H80V150H81ZM131 149H130V151H131ZM138 149H139V148H138ZM138 149H137V150H138ZM165 149H166V148H165ZM168 149H169V147H168ZM176 149H177V148H176ZM178 149H177V150H178ZM239 149H240V148H239ZM2 150H3V149H2ZM7 150H8V149H7ZM7 150H6V151H7ZM13 150H14V149H13ZM26 150H28V149H26ZM31 150H33V149H31ZM35 150H36V147L34 148V151H33V152H36V153H37L38 150H36V151H35ZM80 150H78V152H79ZM91 150H92V149H91ZM104 150H105V148H104ZM106 150H107V149H106ZM109 150H110V149H109ZM124 150H125V148H124ZM124 150L122 149V151H124ZM132 150H133V149H132ZM141 150H142V149H141ZM161 150H163V149H161ZM179 150H180V149H179ZM194 150H195V149H194ZM234 150H235V149H234ZM245 150H246V149H244V151H245ZM9 151L12 152V150H10V149H9ZM9 151H8V152H9ZM19 151H20V150H19ZM19 151H17V152L19 153V154H17V156H20V155L23 153V151H22V153L19 152ZM29 151H30V150H29ZM39 151H40V150H39ZM57 151H58V150H57ZM68 151H71V150H68ZM76 151H77V150H76ZM76 151H73V152H76ZM87 151H88L87 153H89V154L91 153V152H89L90 150H87ZM107 151H108V150H107ZM130 151H129V152H130ZM142 151H143V150H142ZM144 151L147 153V150H144ZM149 151H150V150H149ZM180 151H183V150H180ZM228 151H229V150H228ZM237 151H238V150H237ZM239 151H240V150H239ZM241 151H242V150H241ZM244 151H242V152H244ZM249 151H250V150L248 149V151H246V152H249ZM8 152H7V153H8ZM48 152H47V154H50V155L53 153V151H52V153H51V152L48 153ZM78 152H77V153H78ZM84 152H86V151H84ZM116 152H117V151H116ZM118 152H119V151H118ZM126 152H128V151L125 150V153H126ZM131 152H132V151H131ZM133 152H134V150H133ZM196 152H195V153H196ZM231 152H232V151H231ZM246 152H244V154H245ZM252 152H253V151H252ZM1 153H2V151H1ZM13 153H14V151L12 152V154H13ZM15 153H16V150H15ZM20 153H21V154H20ZM25 153H26V152H25ZM27 153H28V152H27ZM30 153H31V151H30ZM39 153H40V152H39ZM87 153H85V154H86L85 157L88 155L89 158H90L91 156H92V158H93L94 155L91 154V156H90V155L87 154ZM106 153H108V152H106ZM135 153L138 154L137 151H136ZM139 153H140V152H139ZM146 153H144V155H145ZM233 153H234V152H233ZM237 153H238V152H237ZM240 153H241V152H240ZM254 153H255V152H254ZM8 154L11 155L10 153H8ZM8 154H6V155H8ZM31 154H32V153H31ZM33 154L35 155V153H33ZM43 154H45V153H44V150H43ZM74 154H76V153H74ZM94 154H95V153H94ZM109 154H110V153H109ZM114 154H120V153H114ZM133 154H134V153H133ZM141 154H143V153H141ZM148 154H149V153H148ZM229 154H230V153H229ZM244 154H243V155H244ZM250 154H251V153H250ZM263 154H264V153H263ZM0 155H2V154H0ZM6 155H3V156H6ZM9 155H8V156H9ZM22 155L24 156V153H23ZM41 155H42V154H41ZM72 155H73V154H72ZM77 155L79 156V155H81V154H77ZM77 155L74 156L75 159H76V157H78ZM83 155H84V154H83ZM130 155H132V154H130ZM138 155H140V154H138ZM138 155H137V156H138ZM235 155H236V153H235ZM238 155H239V153H238ZM245 155H246V154H245ZM247 155H249V154H247ZM256 155H258V156H257V158H258V157H259V154H256ZM260 155H261V154H260ZM12 156H13V155H12ZM12 156H11V157H12ZM23 156H22V157H23ZM37 156H38V155H37ZM67 156H68V155H67ZM70 156H71V155H69V157H70ZM95 156H96V154H95ZM108 156H110V155L107 154V157H108ZM251 156H252V154H251ZM0 157H2V156H0ZM14 157H15V156H14ZM14 157H13V158H14ZM20 157H21V156H20ZM20 157L18 158V161H19ZM25 157H27V155H26ZM31 157H32V156L30 155V158H29V159H33V158H34V157L31 158ZM35 157H36V156H35ZM49 157H50V156H49ZM72 157H73V156H72ZM80 157H81V156H80ZM85 157L83 156V157H81V159H82V158H85ZM98 157H100V156L98 155ZM139 157H140V156H139ZM139 157H138V158H139ZM141 157H142V156H141ZM227 157H228V156H227ZM231 157H234V156H231ZM246 157H247V156H246ZM248 157H250V155H249ZM3 158H4V157H3ZM5 158H6V157H5ZM7 158H8V157H7ZM7 158H6V161H7ZM16 158H17V157H16ZM27 158H28V157H27ZM41 158H44V157H41ZM45 158H46V157H45ZM56 158H57V157H56ZM86 158H87V157H86ZM96 158H97V157H96ZM96 158H95V159H96ZM131 158H132V156H131ZM134 158H136L135 155H134ZM144 158H145V157H144ZM144 158H141V159H144ZM252 158L254 159L255 157H252ZM262 158H263V159H262ZM262 158H261V160L263 161V160H264V157H262ZM0 159H2V158H0ZM9 159H11V158H9ZM22 159H23V158H22ZM22 159H20V160H22ZM34 159H35L36 161L39 160V159H36V158H34ZM34 159H33V160H34ZM48 159H49V158H48ZM48 159H47V160H48ZM60 159H61V158H60ZM77 159H80V158L78 157ZM77 159H76V161H77ZM95 159H93V160H95ZM112 159H114V158H112ZM115 159H116V157H115ZM122 159H123V158H122ZM122 159L119 160V157H118L117 160L121 161ZM248 159H249V158H248ZM13 160H14V159H13ZM15 160H17V159H15ZM25 160H26V162H27V159H25ZM25 160H24V161H19V162H20V163H21V162L24 163ZM35 160H34V161H35ZM40 160H41V159H40ZM47 160H46V162H48ZM49 160H50V159H49ZM57 160H58V159H57ZM83 160H84V159H83ZM87 160H88V159H87ZM96 160H98V159H96ZM102 160H103V159H102ZM104 160H105V159H104ZM104 160H103V162H104ZM106 160H107V158H106ZM123 160L125 161V159H123ZM132 160H133V159H132ZM132 160H131V162H133ZM134 160H135L136 163H137V160H136V159H134ZM144 160H145V159H144ZM257 160L259 161V159H257ZM261 160H260V161H261ZM4 161H5V160H4ZM11 161H12V160H11ZM11 161H10V163H11ZM34 161H33V162H34ZM76 161H74V162H76ZM78 161H79V160H78ZM91 161H92V160H91ZM115 161H116V160H115ZM115 161H114V162H115ZM124 161H122L123 164L127 163L126 161H125V163H124ZM250 161H251V160H250ZM13 162H14V161H13ZM19 162H17V163H19ZM28 162H29V161H28ZM33 162H32V160H31V163H33ZM46 162H43V160H42V163L45 164ZM51 162H52V161H51ZM51 162L48 163V164H50V165L53 164V163H51ZM54 162H55V161H54ZM69 162H70V161H69ZM69 162H68V163H69ZM87 162H88V161H87ZM92 162L95 163L94 161H92ZM92 162H91V164H93ZM103 162H102V163H103ZM114 162L112 161V163H114ZM122 162H121V163H122ZM142 162H144V161H142ZM0 163H1V162H0ZM6 163H7V162H6ZM10 163H9V164L7 163L8 167H9ZM14 163H16V162H14ZM17 163L14 165V167L17 166ZM34 163H36V162H34ZM37 163H40V161H38ZM42 163H41V164H42ZM71 163H72V162H71ZM77 163H78V162H77ZM85 163H86V162H85ZM100 163H101V162H100ZM102 163H101V165H100V164H99V165H100L101 167H103V168H104V167H107V166H108L107 168H109V167H111V165H112V163H110V162H108V163H110V166H109V164L107 165V163H106L107 166L104 165L105 163H103V164H102ZM261 163H262V162H261ZM261 163L259 162V166L261 165ZM4 164H5V163H4ZM4 164H3V166L6 165V164H5V165H4ZM24 164H26V163H24ZM28 164H29V163H28ZM48 164H46V165H48ZM88 164H90V163H88ZM88 164H87V165H88ZM114 164H115V163H114ZM139 164H140V161H139L138 165H139ZM141 164H142V163H141ZM144 164H146V163H144ZM0 165H1V164H0ZM18 165H19V164H18ZM20 165L23 166V164H20ZM30 165H31V164H30ZM34 165L36 166V164H34ZM39 165H40V164H38L37 168L39 167ZM53 165H55V164H53ZM69 165L71 166V164H69ZM69 165H67V168H68ZM72 165H73V164H72ZM83 165H85V164H83ZM97 165H98V163H97ZM97 165H95V166H97ZM99 165H98V166H99ZM130 165H131V163H130ZM132 165H133V164H132ZM132 165H131V166H132ZM230 165H231V164H230ZM232 165H233V164H232ZM263 165H264V164H263ZM263 165H262V166H263ZM1 166H2V165H1ZM3 166L0 167V172H1V173H2V172L4 171V169H5V168L3 169ZM32 166H33V165H32ZM32 166H30V167H32ZM78 166H79V165H78ZM81 166H82V165H81ZM88 166H89V165H88ZM88 166H87V167H88ZM90 166L93 168L92 165H90ZM95 166H94V167H95ZM118 166H119V165H118ZM141 166H142V165H140V167H141ZM6 167H7V166H6ZM12 167H13V165L10 166V169H11ZM17 167H18V166H17ZM19 167H20V166H19ZM24 167H25V165H24ZM41 167H42V166H41ZM53 167H54V166H53ZM62 167H63V166H62ZM84 167H86V165H85ZM101 167H99V168L101 169ZM119 167H120V166H119ZM137 167L139 168V166H137ZM142 167L144 168L145 166H142ZM149 167H150V166H149ZM257 167H258V166H257ZM15 168H16V167H15ZM21 168H22V171H25L27 167H26V168L20 167V169H21ZM34 168H35V167H34ZM45 168H46V166H45ZM60 168H61V167H60ZM65 168H66V167H65ZM67 168H66V169H67ZM69 168H70V167H69ZM72 168H74V167H72ZM72 168H71V169H72ZM79 168H80V167H79ZM120 168H121V167H120ZM233 168H234V167H233ZM6 169H7V168H6ZM6 169H5V171H6ZM12 169H13V168H12ZM17 169H18V170H17ZM17 169H15V170H17L18 172H20V171H19L20 169H19V168H17ZM23 169H25V170H23ZM31 169H32V168H31ZM46 169H50V168L47 167ZM52 169H53V168H52ZM83 169H84V168H83ZM104 169H106V168H104ZM235 169H236V167H235ZM237 169H238V168H237ZM27 170H28V173H29L30 168L27 169ZM58 170H60V169H58ZM61 170H62V169H61ZM78 170H79V169H78ZM84 170H87V169L85 168ZM84 170H83V171H84ZM101 170H102V169H101ZM117 170H118V169H117ZM241 170H243V169H241ZM262 170H264V169L262 168ZM22 171H21V172H22ZM38 171H40V170H38ZM41 171H42V170H41ZM43 171H44V169H43ZM46 171H47V170H46ZM46 171H45V175H46ZM49 171L51 172V171H53V170L50 169ZM49 171H47V172H49ZM65 171H66V170H65ZM73 171H74V170H73ZM80 171H81V170H79V173H80ZM141 171H142V170H141ZM234 171H235V170H234ZM14 172H15V171H14ZM30 172H32V171H30ZM53 172H54V171H53ZM53 172H52V173H53ZM55 172H57V171H55ZM67 172H68V171H67ZM71 172H72V171H71ZM71 172H70V173H71ZM84 172H85V171H84ZM84 172H83V173H84ZM89 172H90V171H89ZM92 172H93V171H92ZM94 172H95V171H94ZM96 172H97V171H96ZM113 172H114V171H113ZM125 172H127V171H122V173H125ZM130 172H131V171H130ZM134 172H135V171H134ZM139 172H140V171H139ZM142 172H144V171H142ZM153 172H154V171H153ZM161 172H162V170H161ZM165 172H167V171L165 170ZM1 173H0V174H1ZM11 173L14 174L13 172H11ZM33 173H34V172H33ZM52 173H51V174H52ZM85 173H86V172H85ZM100 173H101V172H100ZM110 173H111V172H110ZM137 173H138V172H137ZM144 173H146V171H145ZM149 173H150V172H149ZM163 173H164V172H163ZM197 173H198V172H197ZM197 173H196V174H197ZM6 174H9V173L6 172ZM19 174H21V173H19ZM25 174H27V172H25ZM30 174H32V173H30ZM42 174H43V173H42ZM42 174H40V175H42ZM47 174H48V173H47ZM56 174H59V172L56 173ZM56 174H55V177L57 176ZM66 174H67V173H66ZM74 174H75V173H74ZM106 174H107V173H106ZM114 174H115V173H113V175H114ZM117 174H118L119 176H121V177L123 176V175H120L119 172L116 173V175H117ZM153 174H155V172H154ZM196 174H195V175H196ZM199 174H200V173H198V175H199ZM201 174H202V173H201ZM213 174H216V173H213ZM244 174H245V170H244ZM9 175H10V174H9ZM40 175H39V173H38V175H37V179H38V180H39V177H45L44 174H43V176H40ZM52 175H53V174H52ZM92 175H93V174H92ZM94 175H95V174H94ZM94 175H93V176H94ZM96 175H97V174H96ZM109 175H110V174H109ZM116 175H114V176L116 177ZM118 175H117V176H118ZM124 175H125V174H124ZM142 175H143V174H142ZM144 175H145V174H144ZM144 175H143V176H144ZM156 175H157V174H156ZM159 175H160V174H159ZM159 175H158V176H159ZM198 175H197V176H198ZM258 175H263V176H264V173L261 174V172H259ZM6 176H8V175H6ZM6 176H5V174H3V173L0 175V215H3V216H4V214H9V213L11 214V213H12V215H14L15 218H17L16 216H18V215H20V216L26 215V216H27V215H29V214H31V213H32L31 215H35L37 212H36V213H33V212H34L33 210H35L37 207L41 208L40 210L45 209L44 207H46V205H44V204H47V202H48L49 200H46L47 202H45L43 205H42L43 202H41V203H40L41 206H38L39 203H38V202L35 203L36 201H39L38 199L35 198L37 192H35V193H36L35 196H34V194L32 195V196H34V198L32 197V199H31V198L28 199L29 197H27V199H28V200H27V199H25V198H26V196H25V198H24V200H26L25 202H22V201H21V198L19 199V197H21L23 193L21 194V196H18V194H17V193H18L17 190H16V193H15V192L11 193V192L14 191L15 189H17V185H16V183L18 184V186H19L20 183H18V182H16V181L14 180L16 183H14V182H12V183H14L15 186H14V184L12 185V184H10V183H9L10 186H7V183H6V182L9 181V180H7ZM11 176H15V174H14V175H11ZM24 176H25V175H24ZM24 176L22 175V177H24ZM26 176H27V175H26ZM49 176H50V175H49ZM59 176H60V175H59ZM67 176H68V175H67ZM67 176H66V177H67ZM72 176H73V175H72ZM76 176H77V175H76ZM80 176H81V175H80ZM80 176H78V177H80ZM85 176H86V175H85ZM85 176L82 175L81 177H84L85 180H86V178H87L88 176H89V178L92 177L90 174L87 175L86 177H85ZM101 176H102V175H101ZM101 176H100V177H101ZM103 176L105 177V175H103ZM103 176H102V177H103ZM114 176H113V177H114ZM119 176H118V177H119ZM139 176H140V175H139ZM146 176H147V175H146ZM153 176H155V175H153ZM182 176H184V175H182ZM191 176H192V175H191ZM200 176H201V175H200ZM218 176L221 177V175H219V174H218ZM16 177H18V175H16ZM19 177H20V176H19ZM22 177H21V178H18V179L20 180V179H24V178H25V177H24V178H22ZM28 177H29V175H28ZM30 177H31V175H30ZM35 177H36V176H35ZM46 177H48V176L46 175ZM60 177H61V176H60ZM60 177H59V178H60ZM78 177H77V178H78ZM81 177H80V178H81ZM96 177H97V176H96ZM111 177H112V176H111ZM118 177H117V178H118ZM121 177H120V178H121ZM233 177H234V176H233ZM249 177H250V176H249ZM251 177H252V176H251ZM26 178H27V177H26ZM26 178H25V180L27 181V179H29V178H27V179H26ZM53 178H54V177H53ZM59 178H58V179H59ZM71 178H72V177H71ZM71 178H70V179H71ZM74 178H75V176H74ZM74 178H72V179L74 180ZM80 178H78L77 180L79 181ZM105 178H106V180H107V177H105ZM222 178H223V177H222ZM225 178H226V177H225ZM253 178H254V177H253ZM258 178H259V177H258ZM258 178H257V179H258ZM11 179H12V178H11ZM16 179H17V178H16ZM41 179H43V178H41ZM48 179H50V178L48 177ZM84 179L81 180L83 183L79 181L80 185L85 184L87 181H89V179H87L86 181H85ZM95 179H96V178H95ZM100 179H101V178H100ZM100 179H99V180H100ZM111 179H112V178H111ZM122 179H124V178H122ZM122 179H121V181H122ZM257 179H254L253 181L255 182V180H257ZM6 180H7V181H6ZM12 180H13V179H12ZM31 180H32V179H31ZM31 180H30V181H31ZM34 180H35V179H34ZM34 180H33V181H34ZM50 180H51V179H50ZM62 180H63V179H62ZM73 180H72V182L69 181L70 184H71V186L69 185V183L66 184V187H68V188H67V190L64 189L65 191L71 190L72 188H73V190H74V189L77 190L76 188H74V187H75L74 185L76 184V182H77V184H78L79 187H83V186L86 185V184H85V185L80 186L79 183H78V181L76 180V178H75L76 181L73 182ZM91 180H92L93 182H95L93 179H90V181H91ZM99 180H98V182H99V185H100V187H101V185H102L101 182H103V181H102V180L99 181ZM109 180H110V179H109ZM109 180H108V181H109ZM116 180H117V179H116ZM133 180H134V179H133ZM139 180H140V179H139ZM139 180H138V181H139ZM161 180H162V179H161ZM215 180H216V179H215ZM218 180H219V178H218ZM227 180H229V179H227ZM230 180H231V179H230ZM232 180H234V179H232ZM260 180H261V178H260ZM260 180L256 181V183H255V187L252 188L253 190L244 187L245 185H247V184H245V185H242V186L240 187L241 191L244 190L243 193H245V194H244L245 196H246V195L248 196V194H249V195L252 196L254 199L257 198V199H260V200H264V182H261V181H263V180H261V181H260ZM26 181H25V184H26ZM41 181H42V180H41ZM45 181H46V178H45ZM51 181H52V180H51ZM84 181H85V182H84ZM90 181L87 182V183L89 184ZM92 181H91V183H92ZM108 181H107V182H108ZM118 181H120V179H118L116 182H118ZM140 181H141V180H140ZM142 181H143V179H142ZM145 181H146V180H145ZM216 181H217V180H216ZM222 181H223V180H222ZM222 181H221V182H222ZM239 181H240V180H239ZM9 182H10V181H9ZM31 182H32V181H31ZM34 182H37V181H34ZM38 182H40V181H38ZM38 182H37V183H38ZM49 182H50V181H49ZM53 182H55V181H53ZM59 182H60V181H59ZM59 182H58V183H59ZM110 182L113 183L112 180L109 181V183H110ZM114 182H115V181H114ZM116 182H115V184H116ZM161 182H162V181H161ZM219 182H220V180H219ZM243 182H244V181H243ZM243 182H242V183H243ZM248 182H249V180H248ZM37 183H36V184H37ZM44 183H45V182H44ZM44 183H43V185H45ZM46 183H48V182H46ZM55 183H56V182H55ZM72 183H75V184H73V186H72ZM81 183H82V184H81ZM126 183H127V182H126ZM150 183H151V182H150ZM165 183H166V182H165ZM182 183H183V182H182ZM206 183H207V182H206ZM230 183H231V182H230ZM236 183H237V182H236ZM33 184H34V183H33ZM39 184H40V183H39ZM77 184H76V186H77ZM113 184H114V183H113ZM117 184H119V182H118ZM122 184H123V183H122ZM135 184H136V183H135ZM141 184H143V183H141ZM152 184H153V181H152ZM155 184H156V183H155ZM162 184H163V183H162ZM173 184H175V183H173ZM197 184H198V183H197ZM243 184H244V183H243ZM260 184H261V185H260ZM29 185H31V183H29V181H28V188H30ZM41 185H42V184H41ZM43 185H42V186H43ZM47 185H48V184H47ZM47 185H45V186H47ZM50 185H51V183H50ZM54 185H55V184H54ZM63 185H64V184H63ZM67 185H68V186H67ZM91 185H92V184H91ZM104 185L107 186L108 183L106 184V183L104 182ZM138 185H139V184H138ZM146 185H147V184H146ZM171 185H172V184H171ZM175 185L178 186L177 184H175ZM181 185H182V184H181ZM186 185H187V184H186ZM191 185H192V184H191ZM191 185H190V186H191ZM201 185H202V184H201ZM221 185H222V184H221ZM232 185H233V184H232ZM248 185H249V184H248ZM251 185H252V183H251ZM6 186H7L8 188H7ZM21 186L23 187L22 184H21ZM21 186H20V187H21ZM37 186H39L38 188H41L40 185H36V187H37ZM45 186H44V187H45ZM69 186H70V187H69ZM95 186H98V185H95ZM120 186H122V185L120 184ZM124 186H126V185H124ZM131 186H132V185H131ZM134 186H135V185H134ZM147 186H149V184H148ZM151 186H152V185H151ZM159 186H160V185H159ZM159 186L157 185V187H159ZM166 186H167V185H166ZM194 186H196V185H194ZM208 186H209V185H208ZM253 186H254V185H253ZM20 187H18V188H20ZM24 187H25V186H24ZM24 187H23V188H24ZM57 187H58V186H55V188H56L55 191H57ZM59 187H60V186H59ZM59 187H58V188H59ZM85 187H86V186H85ZM88 187L90 188V186H88ZM109 187H111V185H110ZM113 187H114V186H113ZM117 187H118V186H117ZM122 187H123V186H122ZM127 187H129V186H127ZM144 187H145V186H144ZM152 187H153V186H152ZM167 187L170 188L171 186L169 185V186H167ZM183 187H184V186H183ZM200 187H202V186H200ZM204 187H205V186H204ZM211 187H213V186H211ZM223 187H224V186H223ZM223 187H222V190L224 189ZM226 187H227V186H226ZM243 187L246 188V189H244ZM23 188H22V189H23ZM25 188H27V187H25ZM28 188H27V189H28ZM52 188H53V187H52ZM55 188H53V189H55ZM64 188H65V187H64ZM69 188H71V189H69ZM83 188H84V187H83ZM138 188H139V187H138ZM148 188H149V187H148ZM153 188H154V187H153ZM159 188L162 189L163 186H161V187H159ZM179 188H180V186H179ZM187 188H188V187H187ZM215 188H218V187H215ZM215 188H214V189H215ZM227 188H228V189H224V190L222 191V193H223V195H222V196H223V199H228V198H231V197L234 198V197H237V195H240L239 193H240L241 191L237 194V193H236L237 191L233 193V192H232L233 189H230L229 187H227ZM250 188H251V187H250ZM22 189H21V190H22ZM27 189H26V190L24 189V190H25L26 192H28V194H29V193H32V191L30 190V189H32V188H30V189H28V190H27ZM49 189L51 190V188H49ZM49 189L47 188L46 190L49 191ZM95 189H96V188H95ZM95 189H94V190H95ZM120 189H121V188H120ZM140 189H141V187H140ZM142 189H144V188L142 187ZM173 189H174V188H173ZM177 189H178V188H177ZM207 189H209V187H207ZM219 189H220V188H219ZM236 189H238V188H236ZM236 189H235V190H236ZM240 189H239V190H240ZM32 190H33V189H32ZM44 190H45V189H44ZM44 190H43V192H44ZM59 190H60V189H59ZM90 190H91V189H90ZM90 190H89V191H90ZM94 190H92V192H93ZM121 190H122V189H121ZM148 190H150V189H148ZM205 190H206V188H205ZM215 190H216V189H215ZM220 190H221V189H220ZM10 191H11V192H10ZM40 191H42V190L40 189ZM40 191H38V192H40ZM48 191H47V193H48ZM51 191H52V190H51ZM65 191H63V192L66 193ZM71 191H72V190H71ZM71 191H69V192L71 193ZM98 191H99V190H98ZM126 191H127V190H126ZM128 191H129V190H128ZM139 191H140V190H139ZM159 191H160V190H159ZM162 191H164V190H162ZM179 191H183V190H179ZM203 191H204V190H203ZM208 191L210 192V190H208ZM208 191H207V192H208ZM26 192H24V194H25ZM63 192H62V193H63ZM75 192H76V191H75ZM75 192H74V193H75ZM81 192H83V191H81ZM81 192H80V193H81ZM85 192H86V191H85ZM85 192H83V193H85ZM90 192H91V191H90ZM94 192H95V191H94ZM105 192H106V191H105ZM114 192H115V191H114ZM114 192H113V195H112L111 193H110L109 195L114 196V194H116V193H114ZM116 192H117V191H116ZM123 192H124V191H123ZM129 192H130V191H129ZM136 192H138V191H136ZM143 192H145V191H143ZM218 192H219V191H218ZM220 192H221V191H220ZM20 193H21V191H19V194H20ZM44 193H46V192H44ZM50 193H51V192H50ZM64 193H63V194H64ZM74 193H71V195L74 194ZM77 193H79V191H77ZM77 193H76V194H77ZM100 193H101V192H99V194H100ZM118 193H119V192H118ZM134 193H135V192H134ZM139 193H140V194H143V193H141V192H139ZM145 193H146V192H145ZM181 193H182V192H181ZM196 193H198V192H196ZM202 193H203V192H201V193H199V194L201 195ZM26 194H27V193H26ZM26 194H25V195H26ZM28 194H27V195H28ZM38 194H39V193H38ZM38 194H37V196H40V195L42 194V192H41L40 195H38ZM52 194H53V197L56 196V195H54V192H53ZM57 194H58V193H57ZM90 194H91V193H90ZM93 194H94V196H97V195H98V193H97V194L93 193ZM93 194L90 195V197L93 196ZM103 194L105 195L104 191H103ZM106 194H107V193H106ZM128 194H129V193H128ZM128 194H127V195H128ZM132 194H133V193H132ZM136 194H137V193H136ZM140 194H139V195H140ZM203 194H204V193H203ZM210 194H211V193H210ZM42 195H44V194H42ZM42 195H41V196H42ZM47 195H48V197L50 196L49 193H48ZM60 195H61V194H60ZM78 195H79V194H78ZM117 195H118V194H117ZM137 195H138V194H137ZM144 195H145V194H144ZM197 195H198V194H197ZM29 196H30V195H29ZM45 196H46V194H45ZM51 196H52V195H51ZM51 196H50V198H51ZM57 196H58V195H57ZM62 196H64V195H62ZM73 196H74V195H73ZM81 196H82V194H81ZM81 196H80V198H81ZM84 196H85V197H86V196L88 197V194H85ZM94 196H93V197H94ZM100 196H101V194L98 195V197H100ZM106 196H107V195H106ZM106 196H105V197H106ZM112 196H111V197H112ZM120 196H122V195H120ZM125 196H126V194H125ZM130 196H131V195H130ZM130 196H129L128 198H130ZM145 196H146V195H145ZM201 196H202V195H201ZM247 196H246V197H247ZM30 197H31V196H30ZM78 197H79V196H78ZM82 197H83V196H82ZM108 197H109V196H108ZM111 197H109V198H111ZM123 197H124V196H122V198H123ZM135 197H138V196H135ZM147 197H149V196H147ZM147 197H146V198H147ZM155 197H157V196H155ZM155 197L153 196V198H155ZM203 197L206 198L205 196H203ZM203 197H202V198H203ZM238 197H240V196H238ZM252 197H251V198H252ZM43 198H45V197H43ZM46 198H47V197H46ZM91 198H92V197H91ZM96 198H97V197H96ZM102 198H103V195H102ZM102 198H101V199H102ZM115 198H117V196H116ZM128 198H127V199H128ZM133 198H134V197H133ZM209 198H210V197H209ZM212 198H213V196H212ZM247 198H249V197H247ZM55 199H56V198H55ZM55 199H54V200H55ZM74 199L76 200V198H74ZM78 199H79V198H78ZM89 199H90V198H89ZM104 199H105V198H104ZM111 199H112V198H111ZM111 199H110V200H111ZM117 199H118V198H117ZM117 199H116V200H117ZM125 199H126V198H125ZM131 199H132V198H131ZM142 199H144V198H142ZM158 199H159V198H157V200H158ZM207 199H208V198H207ZM236 199H237V198H236ZM236 199H235V201H236ZM238 199H239V198H238ZM240 199H241V197H240ZM75 200H74V201H75ZM90 200H92V199H90ZM107 200H108V199H107ZM119 200H120V199H119ZM119 200H118V201H119ZM132 200H133V199H132ZM136 200H137V198H136ZM153 200H154V199H153ZM153 200H152V203L155 202V201H153ZM166 200H167V198H166ZM171 200H172V199H171ZM171 200H170V201H171ZM209 200H210V199H209ZM213 200H214V199H213ZM241 200H242V199H241ZM44 201H45V199H44ZM50 201H51V199H50ZM50 201H49V202H50ZM85 201H86V200H85ZM95 201H99V200L96 199ZM105 201H106V200H105ZM113 201H114V200H113ZM120 201H121V202H120V205H121L122 200H120ZM128 201H129V200H128ZM128 201H125V202H128ZM144 201H145V199H144ZM150 201H151V200H150ZM187 201H188V200H187ZM220 201H223V200H219V202H220ZM239 201H240V200H239ZM239 201H237V204H238ZM39 202H40V201H39ZM49 202H48V203H49ZM55 202H56V201H55ZM108 202H109V201H108ZM108 202H106V203H108ZM115 202H116V201H115ZM132 202H133V201H132ZM135 202H136V201H135ZM166 202H167V201H166ZM181 202H182V201H181ZM224 202H225V200H224ZM50 203H51V202H50ZM81 203H82V204H81ZM81 203H80V204H81L80 207L77 208V211H80V210H83V209H84V210H87L88 208H89V209L91 208L90 206H94L93 202L90 204V201H89V203H85L84 201L81 202ZM101 203H102V205H101L100 202H99V204H100L101 206H103V202H102V201H101ZM111 203H112V202H111ZM117 203H118V202H117ZM142 203H143V202H142ZM152 203L150 202V204H152ZM160 203H161V202H160ZM168 203H169V201H168ZM168 203H166L167 206H169ZM178 203H179V202H178ZM182 203H183V202H182ZM215 203H216V202H215ZM33 204H35V207H36V204H37V207L34 208V205H33ZM51 204H52V203H51ZM97 204H98V202H97ZM97 204H96V206H99V204H98V205H97ZM112 204H113V203H112ZM114 204H115V203H114ZM128 204H129V203H128ZM146 204H147V203L145 202V205H146ZM156 204H157V203H156ZM183 204H184V203H183ZM185 204H186V203H185ZM188 204H189V206H190L191 208H192V207H195V208H197V209H201V210H202V209H205V210H206V209H209V210H210V211H209L210 217H208V218L205 217V219H203L204 227H203L202 230H201V232L203 233V235H202L203 237H201V236H200V237L203 238V245H204V247L207 249V250L205 251L206 253H205L204 257H206V258H211L213 261H218V260H220L219 251H221V250H219V248L222 247V246L219 247V243H220V239H221L220 234H219V230H220V218H222V216H220V215H221L220 210L218 209L217 206H216L217 208H216L214 205H213V206H212V205L207 206V203H205V202H199V201H197V200H193V201H192V200H189ZM218 204H220V203H218ZM218 204H217V205H218ZM241 204H242V203H241ZM243 204H244V203H243ZM32 205H33V206H32ZM56 205H57V204H56ZM56 205H55V203H54V206H56ZM104 205H105V204H104ZM118 205H119V204H118ZM120 205H119V206H120ZM130 205H131V204H130ZM145 205H144V206H145ZM147 205L149 206V203H148ZM147 205H146V206H147ZM170 205H171V204H170ZM239 205H240V204H239ZM254 205L256 206V203H255ZM58 206L61 207L62 205H58ZM101 206H100V207H101ZM109 206H110V203H109ZM113 206H114V205H113ZM122 206H123V204H122ZM154 206H156V205L154 204ZM157 206H159V205H157ZM173 206H174V205H173ZM185 206H186V205H185ZM47 207H48V205H47ZM47 207H46V209H48ZM104 207H105V206H104ZM106 207H108V206H106ZM117 207H118V206H117ZM130 207H131V206H130ZM164 207H165V206H164ZM190 207H188V208L191 210ZM241 207H242V206H241ZM42 208H43V209H42ZM50 208H53V207H50ZM50 208H49V210H50ZM58 208H59V207H58ZM66 208H67V207H66ZM92 208H93V207H92ZM96 208H98V207H96ZM109 208H110V207H109ZM149 208H150L149 210H151V207H149ZM172 208H173V207H172ZM263 208H264V207H263ZM46 209L43 210V211H45V212L48 211V210H46ZM61 209H62V207L60 208V210H61ZM64 209H65V208H64ZM69 209H70V210H69ZM69 209H68V210H69L70 212H69V211H67V212H69V213H73V212H74L73 214H75V210H76V208H74V207L71 206V208H69ZM98 209H99V208H98ZM98 209H97V210H98ZM100 209H101V208H100ZM103 209H105V208H103ZM103 209H101V210H103ZM112 209H113V208H112ZM112 209H111V210L109 209V210L112 212L111 215L113 216V211H114V210L112 211ZM169 209H170V208H169ZM53 210H54V208H53L51 211H53ZM60 210H59L58 212H60ZM62 210H63V209H62ZM62 210H61V211H62ZM90 210H92V209H90ZM107 210H108V209H107ZM116 210H117V209H116ZM116 210H115L114 212H116ZM121 210H122V209H121ZM149 210H148V211H149ZM157 210H158V209H157ZM193 210H194V208H193ZM263 210H264V209H263ZM263 210H261V211H263ZM35 211H39V210L36 209ZM64 211H65V210H64ZM64 211L60 212V213L62 214V217H63V212H64ZM93 211H94V209H93ZM93 211H92V212H93ZM105 211H106V210H105ZM167 211H170V210H167ZM206 211H208V210H206ZM226 211H227V210H226ZM39 212H41V211H39ZM49 212H50V211H49ZM49 212H48V213H49ZM95 212H96V211H95ZM97 212H99V211H97ZM97 212H96V214H97ZM101 212H103V211H101ZM108 212H109V211H108ZM154 212H155V210H154ZM165 212H166V211H165ZM201 212H204V213H205V211H201ZM50 213H51V212H50ZM50 213H49V214H50ZM64 213H65V212H64ZM103 213L106 214L105 212H103ZM103 213H102V214H103ZM145 213H146V212H145ZM150 213H151V212H150ZM184 213H185V212H184ZM22 214H23V215H22ZM41 214H42V213H41ZM41 214L39 213V216H40ZM43 214H44V213H43ZM45 214H46V213H45ZM61 214H59V215H61ZM90 214L93 215V213H91V212H90ZM94 214H95V213H94ZM104 214H103V215H104ZM108 214H109V213H108ZM115 214H116V213H115ZM117 214H118V213H117ZM119 214H120V213H119ZM146 214H147V213H146ZM157 214H160V213H157ZM179 214H181V213H179ZM192 214H194V213H192ZM201 214H202V213H201ZM31 215H29V219L35 220V219H33L35 216H31ZM47 215H48V214H47ZM70 215H71V214H70ZM70 215H69V216H70ZM91 215H90V217H91ZM98 215H100V214H98ZM142 215H143V213H142ZM150 215H151V214H150ZM150 215H149V216H150ZM162 215H163V213H162ZM164 215H165V214H164ZM186 215H191V213H187ZM186 215H185V216H186ZM194 215H195V214H194ZM206 215H207V214H206ZM41 216H42V215H41ZM41 216H40V217H41ZM57 216H58V215H57ZM66 216H67V214L65 213V217H66ZM93 216H94V217H97L96 215H93ZM104 216H105V215H104ZM106 216H107V215H106ZM112 216H111V217H112ZM123 216H124V215H123ZM126 216H129V215H126ZM131 216H132V214L130 215L129 218H131ZM149 216H148V217H149ZM179 216H180V215H179ZM182 216H183V212H182ZM203 216H204V215H203ZM0 217H1V216H0ZM5 217H6V215H5ZM12 217H13V216H12ZM18 217H19V216H18ZM27 217H28V216H27ZM27 217H26V218H27ZM32 217H33V218H32ZM40 217H38V218H40ZM43 217H44V216H43ZM99 217H100V216H99ZM102 217H103V216H102ZM113 217H114V216H113ZM113 217H112V218H113ZM143 217H144V216H143ZM146 217H147V216H146ZM148 217H147V218H148ZM186 217H187V216H186ZM189 217H190V216H189ZM7 218H10V217H7ZM7 218H4L5 221H6ZM20 218H23V217H20ZM20 218H19V219H20ZM24 218H25V217H24ZM26 218H25V219H26ZM38 218H37V219H38ZM91 218H92V217H91ZM103 218L105 219L106 217H103ZM108 218H109V215H108ZM114 218H115V217H114ZM118 218H119V217H118ZM124 218H125V217H124ZM133 218H134V217H133ZM141 218H142V217H141ZM141 218H140V219H141ZM147 218H146V220L149 219V218H148V219H147ZM180 218H182V217H180ZM180 218H179V219H180ZM11 219H12V218H11ZM27 219H28V218H27ZM96 219H98V218H96ZM96 219H95V220H96ZM126 219H127V218H126ZM2 220H3V219H2ZM2 220H1V221H2ZM13 220H14V219H13ZM15 220H16V219H15ZM105 220H106V219H105ZM112 220H113V219H112ZM122 220H123V219H122ZM142 220H143V219H142ZM190 220H191V219H190ZM11 221H12V220H11ZM19 221H20V220H19ZM21 221H22V220H21ZM35 221H36V220H35ZM115 221H117V220H115ZM124 221H125V220H124ZM129 221H130V219H129ZM135 221H136V220H135ZM182 221H183V220H182ZM7 222H8V221H7ZM27 222H28V221H27ZM112 222H113V221H112ZM121 222H122V221H121ZM179 222H180V221H179ZM198 222H199V221H198ZM3 223H5V222H3ZM14 223H15V222H14ZM29 223H30V222H29ZM186 223H187V222H186ZM199 223H201V222H199ZM1 224H2V223H1ZM21 224H22V223H21ZM26 225H27V223H26ZM197 225H198V224H197ZM7 227H8V226H7ZM17 227H18V226H17ZM21 227H22V226H21ZM197 227H198V226H197ZM199 227H200V226H199ZM235 227H236V226H235ZM8 228H9V227H8ZM238 228H239V227H238ZM199 231H200V229H199ZM234 231H235V230H234ZM197 232H198V231H197ZM220 232H221V231H220ZM0 233H2V232H0ZM3 234H4V233H3ZM198 234H199V232H198ZM199 239H200V238H199ZM237 240H238V239H237ZM200 241H201V240H200ZM222 241H223V240H222ZM238 241H239V240H238ZM221 245H222V244H221ZM199 246H200V245H199ZM201 248H202V247H201ZM205 248H204V249H205ZM202 251H204V250H202ZM202 251H201V252H202ZM202 253H203V252H202ZM221 254H222V253H221ZM202 256H203V255H202ZM221 256H222V255H221ZM201 258H203V257H201ZM258 258H259V257H258ZM203 259H204V258H203ZM205 260H206V259H205ZM203 261H204V260H203Z\"/></svg>",
    "mask_w": 264,
    "mask_h": 264
}]
</instances>
